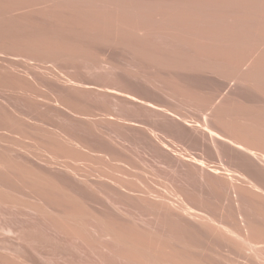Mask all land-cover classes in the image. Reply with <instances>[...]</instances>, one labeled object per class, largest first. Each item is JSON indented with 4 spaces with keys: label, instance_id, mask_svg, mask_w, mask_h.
<instances>
[{
    "label": "bare ground",
    "instance_id": "bare-ground-1",
    "mask_svg": "<svg viewBox=\"0 0 264 264\" xmlns=\"http://www.w3.org/2000/svg\"><path fill=\"white\" fill-rule=\"evenodd\" d=\"M33 5H35V6L39 5L41 9L38 10L39 6L38 7L36 6L37 8L35 7L36 8L35 9L33 7ZM63 14H67V17L69 16V17L73 18V20H74V18H76L75 20L78 19V21L80 23H81V21L79 19H81V20L83 19L82 20L83 25H81L82 23L80 24L81 27H87V25H88L87 22H86L87 24L84 23L85 22L84 20L89 21V23H92V26L90 27L91 24H89L87 28H83L84 30H82V29H80L81 28L80 25L76 24V28H75V25L73 23H71L72 20L69 21L70 19H68L67 17H66L67 19L66 18L65 19L68 20L69 24L71 23L70 25H74L73 27L72 26L69 27L70 25L67 26L66 24H64L67 22L63 23V21H62L63 25L59 24L57 22L58 20L63 19L65 21L64 17L61 18V16ZM30 18H31V20H30ZM34 18L35 19L38 18L36 20H39V22L44 20L43 24L42 25H40V23L37 24L38 21H36V23H34L33 22ZM40 19H42V20H40ZM51 19L52 20L56 19L57 21L56 20H54V21H56L59 25L55 24V26H54L53 21H52L53 23L52 22L50 23ZM75 20L73 22H75ZM45 21L46 22L49 21V22H47V24H44V23H46ZM79 22H76V23H79ZM93 23L95 25L97 23V26H95ZM84 24H86V26ZM78 26L80 28H78ZM93 26H95V27H93ZM0 32H1L0 37L2 36L1 39H3L5 37V39L7 40L8 37H11L12 40H11V42L9 40V42L12 44H13V41L18 42L16 40H13V39H17L14 36H18V35L21 36L22 35V39H21L22 42L19 39L20 46L22 45L21 43H24V41H26V39H24V41H23L24 34L25 35H30V34L35 35V37H34L35 39L31 36L35 42V45H32L33 48H34V46H37L36 42L38 40L36 38V35H41V37H44V38L46 37V35L48 38L50 35H53V37H54V35H57L58 39L59 38L61 39V37L63 35H65L64 37H66V35H67V39L65 38L67 41L69 39L68 36H71L70 38H72V36L73 37L75 36L77 41H78V38L81 37V38H83L82 42H85L86 38H87L88 39L87 43L89 41L90 45L92 44L95 49L99 47L100 50L102 51L101 52L102 55H105V53H103V51H105L106 49L108 51L109 50H111V51L112 50H114V51L118 50L119 53L122 52L126 56V58L121 57L123 55L122 54V55H120V59L125 60L126 65L123 63L124 66H120L122 64L121 60H120V63H117L118 61L116 62V60L113 61L114 59H112V56H113L112 54H114V52L112 51L111 52L112 54H111V53H108L107 50L105 52L110 54V55H108V54L107 55H108V57L111 56L110 57L111 60L107 61L104 58L105 60L103 62L107 61L108 63H110L109 66L107 65V62H105L106 64L104 63L105 64L104 66H102L100 63H99V65H101L103 67V69H101V70H106V69L108 70V68L111 67V65L113 67L115 66L116 67L115 71H112L110 74L116 76V78L118 77V78L122 79L123 82L125 81L126 83L124 82V85H122V86H124V88H122V86L120 88L119 85H121V84L118 85V88L115 87V85H117L115 83H120L119 79H118L119 82H117V79L114 81V83L111 82V84H113V85L115 84L114 85L115 88H113V85H112V88H110V86H109L110 81H108V80H109V77H111V75L110 74L106 75L108 73V71L106 74L103 71L105 74L104 75V74H102L103 72L100 73L101 70L98 69V71H100V72H98V74L97 73L96 74L98 75L99 78L102 75H104V77L105 76L108 77V80L105 78V81H102L103 80V76H102V80H101V78H100V80H101L102 84L105 85V88H106L105 90L107 91V94L110 96L112 95V97H111V98H113L112 102L115 100V103L116 102L119 104L123 103V104L127 105V107L130 105V106H139V109L144 108L145 109L144 111L148 110L147 112H150L152 115L157 117L158 122L156 123L154 121L155 126L153 124L154 127L152 126V128L150 127L149 129L148 128L143 129L141 127L143 129V130H141L142 133L139 130L140 128L138 129L141 134H140V137L138 139V144L135 145L136 151H135V149H133L132 144L130 145L129 143L127 146L130 145L129 147H132V149H130L128 147H124L126 145L125 141H127L124 139L125 138L124 137L123 139L125 141H122V143L124 142L123 145L124 144L125 145L123 147L121 145H119V147L123 148V149H121L120 152H121L122 156L126 155L124 157V158H126L128 156V154H130L131 152L133 153V151H135L134 154H136L140 158V157H142L141 156L142 154H145L147 152L149 153L151 151L150 154L152 155V153H153L152 157L154 156L155 161L160 165L159 166L160 169L162 167L166 171H170L173 173V174H169L170 172L165 171L166 175H167V173L169 174L167 177L172 176L170 179L169 178L164 179V180L162 179L163 181L167 180L165 182V184L168 182L166 185L164 184L166 186V189L162 190L161 188H163V187L160 188L159 185H158L159 186L158 187L157 185L154 184L155 186H157L158 188L161 189V190L159 189V191H157L158 189L156 187H154V185H153L154 189L152 187L153 190L151 188H147L148 182H145V180H143L144 181L143 182L142 179H139V178H141V176H142V178H144V175H145V174L140 175V174H143V173H140V171H139L140 174H138L137 172L134 173L136 175L135 179H134V177L133 178H131V177L123 178L125 180L131 178L132 180L131 179H129V180H131V181L135 180V182H136V180L137 181L139 180L142 182V184L140 182V185H139V181L137 182L139 186H141V185L143 186V183H144V185H147V186H143V187L141 186L142 190L139 189L140 187L138 189H136L138 187L137 184L134 185L135 187L136 186L137 187L134 188L133 190H131L132 187L129 190L126 189L129 192L132 191V193H128V195L131 194V196H128L124 193L126 191L124 186L127 184L126 183L127 181L125 182L124 180H121V177H124L126 172H127V175L130 173V172L128 173V169L126 170V172L124 171L125 168H123V165H125L124 167L127 166L125 164V161H123L124 158L119 153L120 154L119 156H121L123 158L122 161L124 163L122 165L121 163L117 162L118 163L117 166L119 168V164H121L122 167L121 166L120 167L123 169H121V168H119V169L123 170L125 172V174L117 175V173L119 174V172H117V169H116L117 167L113 171L109 170V168L112 169L115 166L114 165L112 166V163H111V165L108 163H110L112 159L118 160L119 156L117 158H115V157L111 158L110 161H108L110 159V157H108V156L105 157V159L108 158V160L107 159L105 160V161H107L105 164H108L107 166H110V167L109 168L107 167V169H108L107 171H106V169L103 168L105 170L104 171L105 173L102 175L107 174V176H108V173H109L110 178L113 177L114 175H116V177L114 179H116L117 176H119L120 178L118 177L119 179L118 178L117 179L120 180L119 183L120 182L121 183H120V185L119 184L118 185L123 186L122 189H124L125 191L122 190V192H121V190H120V192H119L120 194L117 193V195H121L122 198H124L125 196L126 197L128 196L127 198L129 199V202L131 201L132 196L134 198H136V200H134V202L133 201L130 202V204L131 203L133 204L131 206H135V204H137V200H138L139 201L138 204L141 203L144 205L143 208L145 206H146V208L148 207L150 210L149 209L144 210L145 208L143 210L147 213L145 215L146 218L149 215L152 217L153 223L151 222L152 220H150V216H149L148 220H150L149 222H151V223L147 222L148 220L146 218L145 219L147 221L144 219V215H143V217L141 216V214H143V213H141V212H143L142 210L140 212L141 213L140 215H138L139 213L137 214V212H138L137 209H140V208H138L140 205L139 206L137 205V207L136 206L134 207V209L137 210V212H135V211L132 212L131 210L133 208L131 207V210H130V207L127 206L128 205L127 202H125V204H127V205L123 204L124 206H120L122 204L120 202H118L120 204L119 205L120 207L125 208V206H126L129 208V211L127 208H126L127 211H125L126 209L125 210L123 208L119 209V206H117L118 203L115 199V201L114 200L113 201L115 203H117L115 206H117L118 209L117 208H113V209H115V210L117 209L116 211H118L120 213L124 210L125 212H127L128 218H130L132 216L133 218H130L128 220H131L133 225L131 224L130 221L127 222L128 220H126V218H127L126 215L123 216V217H125V219L122 217V221H123V219H124V221L126 220L125 223L127 222L128 223L127 225H129V224L132 225L131 228H134V230L130 229V227H129L130 225L127 226L128 227V230H127V227H125L126 224L124 223V221L120 222V225H121V223L123 224L121 227H120V225L118 227H115L114 225L116 224V221L114 224V222L111 223L110 220H108V221H110L108 223L107 221L105 222V220H103L105 218L102 219L103 216H101V213H102V212L100 213L101 210L98 211L99 215H97V213H96L97 210L95 211L94 210L95 207L93 208L94 203L92 205H89V207H92L94 210V212H91L89 214V211L92 208L91 209L88 208L89 211H87L88 210L87 205L85 207V204L88 202L85 201L86 203L84 205L82 203L84 197L86 200L87 194H86V196H83V195H81V193L83 191H80L81 193L79 196L81 198L83 197V199L81 201L80 197H79V200L81 201L80 203H82L80 205L79 209L80 210H81V208L87 209V210L83 211V212L86 211L87 212V213L85 212L86 214L78 213L80 210L78 209L79 206H77V203H76L77 201L74 202V200H71L73 198H69V197L67 199L68 200L70 199V201H73L74 203H76V206H77V208H73V209H75L74 211L72 210L73 212H69L70 208L67 209L68 204L63 205V207L67 206L66 209L68 211L67 210L66 211L60 210L61 208L59 206H57V207H59L60 209L56 210L57 207L56 208L54 207L55 204L52 205L55 209H53L51 207L53 209V211L56 210L55 212L51 211L52 209L50 208V212L54 213V214H52V215H54V220L55 219L58 220L57 221L58 224L56 222V226L53 225L55 233H57V235H58V237L56 235L57 239L59 238V236L61 237V235H62V239H65V240L71 236L72 239L69 238V241H70V239L72 241L73 240V236H72L73 230L77 231L75 228H77L78 231L81 230L78 232V234L76 233L77 235L75 234L76 235L75 239L78 238L79 240L77 239V241H80L79 243L81 244V246H79L80 245L79 244L77 246V248L79 247L81 250V253H83L82 251L84 249H86L85 248L86 244L90 243V241H88L89 238H91V239H89V240H91V242H92V240H93V242H95V241L100 242L99 244L98 243L97 244L100 247L102 254H100L101 256L98 258V264H264V0H0ZM60 35H61V37H59ZM25 37H28V36H25ZM53 37H51V39ZM75 37L72 38L73 40L71 39V41L74 42ZM32 38H29L27 42L32 43L31 42L32 40L30 41V39H32ZM44 38H39V39H41L40 42ZM48 38H47V40L45 39L46 42L50 39V38L49 39ZM81 38H79V39H81ZM55 39H56V36H55ZM65 39H64V41H65ZM76 39H75V41H76ZM45 40H44V42H45ZM52 40H54V39H52ZM2 41L0 42L1 44H3ZM57 41L62 43V41H59V40H57ZM64 41H63V45H64V43H66ZM6 42L8 43V41H6ZM49 42H50V40H49ZM58 42H53L52 44H54V43L58 44ZM70 42L68 41V43H67L68 45L66 44L67 47L69 46V44H72ZM4 43H5V40H4ZM7 43H5V44L7 45ZM30 43L29 44L25 43L24 46L22 45L21 46V47H23L22 49L25 50V46L28 45V47H29ZM41 44H43V41ZM41 44H39V41H38V46H40ZM44 44L47 45V43H44ZM56 44H55V46H57ZM14 45H15V43H14ZM46 45H44V46L42 45V46L45 47ZM60 45H62V44H60ZM60 45L57 47L60 48V50L62 51L63 49H61ZM78 45H81V43ZM90 45L88 43V46H90ZM95 45H97V47H95ZM8 46L5 47V45H4L3 47L8 49ZM48 46L52 47L54 45H51V46L48 45ZM88 46H87V48H88ZM101 46L103 48H105V50L101 49L102 48ZM3 47L0 46V49L1 48L4 49ZM14 47H18L17 51L18 50L20 51V49H21V47H19L17 43H16V46H14ZM57 47L52 48V50L54 51L55 48H57ZM30 48H31V46L28 48V50L27 49L25 50L26 52L29 51V54L31 52ZM46 48H48V47H46ZM68 48L66 50V53L68 51ZM70 48H72V47H70ZM82 48H84V47H81V48L79 47V49H82ZM94 48L93 49L91 48V49L94 50V52H95L94 55H96L97 50H95ZM34 49H33V52L36 53L38 50H35L36 51L35 52ZM36 49H39V47ZM41 49H40V51H41ZM45 49H42V51L45 52L46 51ZM49 49H51V48H49ZM49 49H47V50H49ZM91 49L89 48V50H91ZM5 50H3V53H5L4 52ZM9 50L10 49H8V51ZM12 50L15 51V53H17L16 49H12ZM12 50H10V51H12ZM58 50L59 49H57V52H58ZM71 50H73V54H74L75 53L74 49H71ZM118 51H117V53L115 52L116 54H114L115 56H113V57L118 58L116 56V55L119 56ZM21 52H22V50H21ZM33 52H31V54ZM41 52H39V53L41 54ZM54 52H52V53L54 54ZM63 52L65 53V49H64V51H62V53ZM77 52H78V50L76 51V54L78 56V53L81 51H79L78 53ZM83 52H85V50H83ZM89 52H91V51H89ZM3 53H0V55ZM24 53H23V55H21V57L24 56ZM45 53H47V51ZM52 53H50V54H52ZM86 53H88L87 50H86ZM91 53H93V52H91ZM29 54H27V55L25 54L26 57ZM48 54H49V52H48ZM59 54H61V53H58V56L60 57ZM63 54H62V56H65ZM68 54H70V52ZM68 54H66V55H68ZM73 54L72 55L70 54L68 56L69 59L70 58L72 59V57L75 56ZM81 54L82 53H80V57H81ZM88 54H90V53H88ZM42 55H40V57L44 58L45 54L43 56ZM52 55H50V57L47 55V58L45 57V59L48 60V57H49L51 62H53L54 57L52 58L51 57ZM56 55H57V53H56ZM97 55L99 57L100 53ZM102 55H100V58H97L96 56H94V58H97L99 60L101 59L100 62H102V59H103V58H101ZM3 56H4V54H3ZM5 56H6V54H5ZM8 56L11 57V55H8ZM12 56H14V55H12ZM18 56H19V54H18ZM53 56H55V54ZM70 56H72V57H70ZM26 57L25 56L23 57L24 60ZM40 57H37V59H39ZM88 57L90 58L91 56H87V59H88ZM104 57H106V56H104ZM108 57H107V59H108ZM30 58L33 59L34 55H33V58H32V56ZM42 58H40V59L42 60ZM73 58H76V57H73ZM35 59H36V57L34 58V60ZM60 59L63 60L65 58H60ZM60 59H58V60H60ZM78 59H79V57H78ZM80 59H82V58H80ZM87 59H86V62L90 61L89 59L88 60ZM2 60H3V58H2ZM4 60H6V59H4ZM7 60H10V58ZM27 60H29V57ZM54 60L56 61L57 58L55 57ZM66 60H68V59L66 58ZM66 60H64L65 63H66ZM82 60H79V61H82ZM96 60H95V63H96L95 67H96V65H98ZM16 61H14V62H16ZM75 61L76 62L78 61L77 58H76V60H74V62ZM83 61L85 63V60H83ZM126 61H127V63H126ZM27 62H30V61H27ZM31 62H30V64H31ZM58 62H60V61H58ZM90 62H92V59ZM93 62H94V60H93ZM0 63H1V60H0ZM2 63H5V62H2ZM6 63L10 64V63H8V61ZM41 63H39V64H41ZM44 63H45V61H44ZM65 63H63V64H65ZM73 63L71 64V66H69L70 70H71L72 65L74 68ZM79 63L80 62H78V64ZM19 64H21V62H19ZM33 64L34 63H32V65ZM53 64L57 65V63H53ZM78 64H75V65H77L76 71L78 70V67L81 65V64L80 65H78ZM87 64H88V62H87ZM91 64H89L90 69H91ZM21 65L25 66V64H21ZM27 65H28V63H27ZM59 65H61V64H59ZM65 65H62V66H65ZM82 65L84 66V64H82ZM86 65H85V67H86ZM106 65L108 67H106V69H104V67ZM0 66H1V64H0ZM49 66L50 65H48V67ZM51 66H53V65H51ZM66 66H65V68H68ZM25 67H27V66H25ZM60 67H58V65H57V68H60ZM85 67H82V69L83 68L85 69ZM113 67L111 69H113ZM4 68H5V66H4ZM12 68L15 69V67H12ZM16 68H18V67H16ZM32 68H34V67H32ZM41 68H45V67H41ZM73 68H72V70H73ZM1 69L2 68L0 67V70ZM7 69L9 70L11 68L6 67L5 70H7ZM27 69L29 70L27 73H29V75H31L32 74V72H30L31 69L30 68H27ZM51 69H52V67H51ZM53 69H54V67H53ZM111 69H110V71H111ZM117 69L119 71H117ZM17 70H19V69H17ZM46 70H47V68H46ZM68 70H69V68H68ZM72 70H71V72H73ZM88 70H87V72H88ZM91 70H93V69H91ZM94 70H96V69H94ZM9 71L7 72V74L9 73ZM40 71H42V70H40ZM51 71L53 72V75H55L54 72H56V70L54 69ZM24 72H26V71H24ZM52 72H50V73H52ZM92 72L95 73L97 71H92ZM11 73H13V75H14L13 71H11ZM46 73H47V71H46ZM82 73H83V71H82ZM99 73L102 75L100 76ZM2 74L5 75L6 72H5V74L1 72L0 76H2ZM18 74L15 72L16 76ZM34 74H35V72H34ZM42 74H44L43 71H42ZM47 74H46V76H47ZM57 74H59V73H57ZM60 74H63V73L61 72ZM77 74H79V73H77ZM81 74L79 75V77L83 76V75L81 76ZM83 74L86 75L87 73L84 72ZM29 75H27V76L25 75V77H30ZM35 75H38V74H35ZM35 75H33V76L36 77ZM67 75L69 76V74H67ZM67 75H65V76L67 77ZM70 75L72 77L71 73H70ZM94 75L92 74L89 77L94 76ZM9 76L11 77L12 75H10V73H9ZM44 76H45V74L43 75V77ZM62 76L63 75H61V77ZM86 76L84 77L85 79H87ZM18 77H19V75H18ZM25 77H24L22 83H18L20 86H21V84L23 85V82H24V84H26L27 81L25 79L28 80V78H25ZM38 77H39V75L37 76V78ZM47 77L48 78L50 77L51 79L54 80V78H52L50 75ZM73 77H72V79H78V78H76L78 76H76L75 78H73ZM0 78H2V77H0ZM4 78L5 77L3 76V79ZM12 78H14V77L12 76ZM48 78H46V81H48ZM93 78H95V77H93ZM93 78L87 79V81L85 79L84 80L86 82L91 80V82H92ZM99 78L97 80H99ZM7 79L5 78L4 80L7 81ZM15 79L13 80L15 82H17V80H19V79H16V80ZM21 79H22V77H21ZM39 79H37V81L40 82ZM61 79H63V78H61ZM81 79L82 78H80V80ZM112 79H114V77H112ZM4 80L1 79L0 81H4ZM11 80L12 79L10 78V83H11ZM44 80H42V81H44ZM57 80H58L57 82H60L59 79H57ZM100 80H99V82H100ZM106 80L109 82V84ZM6 81H4V85H5ZM32 81L33 82H30V83L34 84L35 80L33 79ZM46 81H44V82H46ZM72 81L70 80V82H72ZM111 81H113V80H111ZM48 82H51V84H52V82H55V81H48ZM63 82H64V80H63ZM63 82H62L61 86L64 84ZM99 82L97 81V83H95V84H99ZM103 82H107L108 85L104 84ZM123 82H121V83H123ZM66 83L64 85H67ZM12 84L13 83H11L9 85L7 84L6 86L12 87L11 86ZM15 84H17V83H15ZM42 84L45 86L44 83H42ZM57 84H59V83H57ZM68 84H70V83H68ZM102 84H100V85H102ZM19 85H17V86L14 85V86L17 88ZM30 85H28V86H30ZM35 85L37 87H39L38 83L36 84V82H35ZM88 85H89V87L92 86V90L97 88V86H95V85H90V82ZM103 85L101 86V88H97V92H94L96 89L94 91H91V92L92 93L94 92V94L95 93L98 94L99 90H103L102 89ZM0 86H2V84H0ZM48 86H49V84H48ZM50 86H53V84ZM57 86L59 87V85H57ZM57 86H56V88H55V86H53V89H55V91L54 90L53 91L56 93L58 92V91H56V89L58 90ZM67 86L72 87L73 84H72V86H69V85H67ZM67 86H63V88L62 87H60V88H62L64 90V89H66L65 87H67ZM79 86H82V85L79 84ZM79 86H78V89H79ZM85 86H87V85L85 84ZM93 86H95L94 89H93ZM106 86H108L109 88ZM22 87L25 88L24 85ZM33 87H35V86H33ZM33 87H30V88H32V90H33ZM89 87H86V89ZM19 88L16 89V91L19 90ZM74 88H76V86H74ZM83 88H82V93L84 92L83 90L85 89V88L84 89ZM7 89L8 88L6 87V89H4V90L8 91ZM38 89H37L38 92L42 91L41 93H45V92H43L44 89H42V90L41 89L38 90ZM68 89L69 88H67L66 91L70 92V90H72L71 88H70V90H68ZM80 89H79V92L81 91ZM4 90H3V92H4ZM10 90H11V88H10ZM26 90L30 91L29 88ZM47 90H50V89H47ZM75 90H77V88L72 90L71 92L73 93V91H75ZM105 90H104V92H106ZM6 91L4 92L6 94L5 96L9 95L8 92L6 93ZM64 91L61 92L60 94L64 93L63 95L67 96L68 93L66 94ZM11 92L13 94L12 90H11ZM47 92H50L48 94H51V91H47ZM85 92H86V90H85ZM22 93H24V92H22ZM27 93L29 94V92H27ZM27 93H26V95L28 96ZM31 93L33 94V92H31ZM35 93H36V91H35ZM56 93H54V94H56ZM77 93H75L74 95H76ZM103 93H99V94H101V96H102ZM0 94H2V93L0 92ZM54 94L52 92L51 98L54 99V101H56L57 98L54 96ZM71 94H69V95L71 96ZM79 94H77L76 97L78 96V98H79V96H80ZM89 94L91 95L90 92H89ZM97 94H95V95H97ZM107 94L105 93L102 96V98ZM13 95L16 96V94H13ZM22 95H24V94H22ZM41 95H43V94H41ZM69 95H68V97H69ZM74 95H73V97L76 98ZM85 95H87V94H85ZM2 96H4V95H2ZM2 96H0V97L2 98ZM27 96H24V97H27ZM39 96H38V99L40 98ZM52 96H54V98ZM60 96H62V95H59V93H58L57 97L61 98ZM82 96H83V94H82ZM7 97H9V96H7ZM21 97H23V96H21ZM16 98H18V95ZM20 98H18V100L16 102L19 103V100H21V102H22L23 98L22 99H20ZM31 98H29V99H31ZM55 98H56V100H55ZM80 98H84V97H80ZM85 98H88V95H87V97L85 96ZM89 98H90V96H89ZM96 98L94 96V98L93 97L90 98L89 102L88 101H86V102L89 104L91 103V105H92L93 102H90V101H92V99L94 101V99H96ZM11 99H13L12 95H11L10 101H11ZM25 99H23V100H25ZM33 99H35V98H33ZM41 99H43V98L41 97L39 99V101ZM63 99L62 100L59 99V100H61L60 102H62ZM65 99H67V98H65ZM103 99H101L102 101H100V102H98L99 100L97 99V102L99 103V105L104 103L103 106H106ZM27 100H25L26 102L24 101V103H27L29 101V100L28 101ZM37 100H35V101H37ZM59 100H57V101H59ZM81 100H83V99H81ZM85 100H87V99H85ZM105 100H107V99H105ZM2 101H0V104L1 103L5 104V106H4L5 108H4V112H3V113H5V110L7 108V103H6L7 101L6 102L5 101L2 102ZM10 101H8V102L11 104L12 102H10ZM32 101H31L32 104L35 103L34 100H32ZM42 101L43 100H41V102ZM45 101H48V100L46 99ZM71 101H73V100H71ZM71 101H67V102L71 103ZM74 101H75V99H74ZM78 101L79 100H77L76 102H78ZM29 102L27 104H29ZM112 102H111V105H112ZM48 103H50V101H48ZM54 103L51 102L50 105L54 107ZM64 103H65V101L63 102V104L61 103L60 106H63ZM78 103H80V101ZM83 103H84V101L82 102V104L80 103V105H83ZM87 103H84V104L86 105ZM117 103H116V105H117ZM17 104L15 103L14 106H16ZM22 104H23V102H22ZM48 105H47V107H48ZM65 105H67V103H65ZM72 105H74V104H72ZM107 105H109L108 102H107ZM125 105L123 107L121 106V107H117V108L118 109L119 108H123V109L126 108L127 109V107H125ZM9 106L10 105L8 104V107ZM21 106L22 105L20 104V107ZM51 106L49 108H51ZM100 106H99V110H100ZM186 106L189 107L190 109L189 108L185 109ZM11 107L12 106H10V108H8V109H11ZM20 107H19V110L22 109V108L20 109ZM24 107L25 106H23V108ZM29 107L27 106L26 108L30 109ZM35 107L37 109V107L40 108L41 106L36 105ZM75 107H76V109L78 107H80L77 110H82L85 108L84 106H83L84 108H82V106H79V105L78 106L75 105ZM113 107H114V109H116L115 108L116 106H114V104H113ZM31 108L34 109L33 106ZM49 108H47V109L49 110ZM59 108H61V107H58L57 109L61 110ZM107 108H108V106H107ZM107 108H106V110H108ZM111 108H112V106H111ZM8 109L6 111H8ZM15 109H17V108H15ZM15 109H14V111H15ZM28 109H27V112H28ZM57 109H56V112H57V114H59V112H61V111L58 112ZM62 109H64V108H62ZM65 109L68 110L67 107ZM89 109L90 110H88V111L90 112L92 108H89ZM94 109L95 108H93V110ZM103 109L105 112L106 111L105 107L101 108V110H103ZM19 110H17V112L20 113ZM23 110L24 109H22V111ZM53 110H55V109H53ZM128 110L131 111V109H128ZM138 110L135 114H137L139 112ZM142 110L140 109V112ZM37 111H38V109H37ZM68 111H70V110H68ZM83 111L88 112L87 109L83 110ZM98 111H96V112H98ZM110 111H113V110L111 109ZM130 111H128V112L130 113ZM132 111H133V109H132ZM208 111H209V115L205 116V115H207L205 112L208 113ZM9 112L12 113L11 110ZM9 112L5 113V115L2 113V117L0 115V117H1L0 119L4 118V116H6V114L8 115ZM15 112H13V113H15ZM24 112H25V110H24ZM77 112H79V111H77ZM84 112H83V114H84ZM126 112H124V115ZM13 113H12V115H13ZM70 113H72V112H70ZM120 113L123 114V111L121 112V110H120ZM15 114H14V116H17ZM24 114H27V113H24ZM61 114H62L61 116L63 117L64 114L63 113H61ZM77 114H75V116ZM83 114L81 113L80 115L79 114L78 115L82 116ZM107 114H109V111H107ZM133 114H134V112H133ZM9 115H11V114L9 113ZM9 115H8V117H5V119L9 118ZM12 115L10 116V120L15 118ZM19 115H18V117H19ZM85 115H86V113H85ZM90 115H91V113H90ZM97 115L98 114H96V117H97ZM116 115H117V113H116ZM22 116H24V115L22 114ZM25 116H26L25 117L26 119L25 118L24 119L29 120L30 117L28 118L27 117L28 115H25ZM37 116H39V115H37ZM119 116L117 115V117H119ZM137 116L138 117L140 116V118H141L140 114L139 115L137 114ZM11 117H12V119H11ZM18 117H16L14 119V121L16 119H19ZM68 117L70 119V116H68ZM87 117H89V116L87 115ZM87 117L85 116V118H87ZM96 117H94V118H96ZM99 117L101 118V115ZM102 117H103V115H102ZM133 117L135 118L136 115H134ZM142 117H143V115H142ZM146 117H148V116H146ZM5 119H3V120H5ZM37 119L38 118H36V120ZM60 119L61 120L58 123L61 126L62 118H60ZM65 119H66V117L63 118V120H65ZM91 119L93 120L92 117H91ZM108 119H110V118H108ZM115 119H117V118H115ZM130 119H131V116H130ZM21 120L22 119L20 117L19 121H21ZM25 120H23L24 122L21 121L24 123V126L26 123ZM36 120L34 122H38ZM92 120H90V121H92ZM103 120L106 121L105 119H103ZM110 120H112V119H110ZM145 120L146 119H144V122L142 120L141 121L145 124ZM7 121H9V119ZM29 121H31V120H29ZM42 121L44 122V120H42ZM70 121H72V122H70ZM73 121H76V120H73V118H72V120H69L67 122L74 123ZM77 121L81 122L78 120V118H77ZM87 121H89L88 118H87ZM90 121L88 123H90ZM97 121H98V119H97ZM99 121H101V120L99 119ZM116 121L117 120H115V121L113 120L112 122H116ZM11 122L13 123V120ZM56 122H57V120H56ZM56 122L54 121L55 125H56ZM63 122H66V121H63ZM83 122H84V120H82V123ZM85 122H86V120H85ZM108 122L110 123V121H108ZM148 122H147V124H148ZM23 123H21V124H23ZM39 123H41V122H38V124ZM46 123H47V121H46ZM69 123H67V124H69ZM95 123H96V119H95ZM95 123L93 122V123H91V125L92 124L95 125ZM117 123H118V121H117ZM117 123L115 124V126H117V129L119 131L118 125H121V124L123 125L124 122L120 123V121H119L120 124L118 123V125H117ZM127 123H129V122H127ZM131 123H133V121ZM9 124H11V123H9ZM15 124H17V122ZM15 124H14V126H15ZM18 124H20V123H18ZM28 124L30 126V123H28ZM31 124L33 125V123H31ZM67 124H65V125H67ZM74 124L76 125L77 122ZM80 124L78 125L79 126V128H77L78 130L80 128H84L86 130V127H88L86 124H83L86 127H82V126H80ZM98 124L103 125V127L105 125L102 123L100 124V122ZM112 124H114V123H112ZM137 124L138 123H136V125ZM151 124H150V126H151ZM34 125H36V124H34ZM58 125H56L57 128H55V127L54 128L58 129ZM65 125H62L61 128L66 127ZM69 125H71V126H68V127L74 126L73 124H69ZM91 125H90V127L93 126L94 128L97 126V125H95V126L94 125L91 126ZM134 125L135 124H133L132 126L134 127ZM12 126L10 128H13ZM17 126H19V129H20L21 125H16V127ZM41 126H43V125H41ZM144 126L147 127V125H144ZM22 127H23V125H22ZM110 127H112V125H110ZM133 127H129V128L132 129ZM136 127H135V129H137ZM26 128H27V126H25L24 129H26ZM92 128H90V129L94 130ZM97 128H98V126H97ZM97 128H95V129H97ZM107 128H108V126H107ZM123 128H124V125H123ZM19 129H15V131L17 133V130H18V134L20 133V136H22L21 134H23V132H21L22 130L19 131ZM29 129H27V130L30 132L31 130H29ZM34 129H36V128H34ZM34 129H32V131ZM38 129H40V128H38ZM65 129H62L63 133L65 132V131H63ZM70 129H72L73 131L76 130L75 128L74 129L70 128ZM84 129H82V130H84ZM100 129L101 128H99V130ZM117 129L114 128L112 134H114V132H116L115 130H117ZM125 129H126V127H125ZM43 130H44V128H43ZM48 130L52 131V129H49V128H48ZM69 130H67L66 132H68ZM102 130H103V128H102ZM102 130H100V131H102ZM109 130H110V128L108 129V131ZM111 130H112V128H111ZM128 130H127L126 134H124V136H126V138H127ZM15 131H13V132H15ZM54 131L56 132L55 135L58 134V136L61 137L62 133L59 135V133L56 130H54ZM54 131H52V132H54ZM96 131H98V129ZM100 131H98V132L100 133ZM121 131L122 130H120L119 133H117V135L120 134ZM33 132H35L34 135L39 134V133H36L37 131H33ZM38 132H40V130ZM41 132H43V131H41ZM80 132L83 133V135H84L83 131H80ZM80 132H78V133L80 134ZM105 132H106V134H108V133L110 134V132H107V130L104 131V133ZM30 133H32V132H30ZM47 133H48V131H47ZM47 133H45V132L43 134L40 133L39 134L40 137L39 136H37V137L41 139V137H42L41 134L42 135L45 134L44 135L45 137L49 136ZM68 133H69V135L66 134L67 137L64 136L67 139L71 135L70 132H68ZM73 133L76 134L77 132H75V131L72 132V135H73ZM124 133H125V131H124ZM24 134H25V132H24ZM24 134H23V136L25 137ZM49 134H50V132H49ZM91 134L92 135H90V136H94L93 139L95 138V135H97L95 133H94L95 135H93V133H91ZM100 134L103 135V136H101L102 139L105 136L104 137V140H105L106 135H104L103 132H101ZM112 134H110V135H112ZM88 135L89 134H87V136ZM135 135H134V137H135ZM28 136L29 137L31 136L30 138H32V139H34V138L37 139V137L33 136V133H32V135H29V133H28ZM50 136L53 137L54 134L51 133ZM58 136H54L53 138H56V140H57V139H59ZM74 136H76V135H74ZM81 136H82V134L79 135V138ZM130 136L131 135H129V137ZM8 137H10L9 134H8ZM8 137H7V139L5 138L3 140H2V137H0L1 138L0 143H2V141H4V140L5 141L8 140ZM13 137H14V135H13ZM16 137H17V135H16ZM107 137L110 138L108 142H110V141L112 142L115 139V137L112 139L111 138L112 136L111 137L107 136ZM118 137L119 136H117V139H115L114 141L118 140ZM48 138H46V140ZM77 138H74V139L71 138V139H73L72 141H74V140L76 141ZM79 138H78V140H79ZM90 138L88 137V141L90 140ZM96 138H100V137H96ZM9 139H11V142H12L14 138L13 139L9 138ZM17 139L15 140V142H17V144H20V143H22L23 145L25 144V142H23V141L19 142L20 139H18V141H17ZM21 139L28 141V139H25V138H21ZM51 139L52 138L50 137L49 140H51ZM60 139H62V142H63V140L65 141V138H63V135H62V138H60ZM60 139H59V141H61ZM67 139H66V141H67ZM46 140H44V141H46ZM53 140H55V139H53ZM56 140H55V143H56ZM68 140L71 142L70 139H68ZM86 140H84V141L86 142ZM100 140H101V138H100ZM100 140H99V142H100ZM132 140L135 141L136 139H132ZM47 141H46L47 145L48 144L50 145L51 144L50 141L49 142H47ZM80 141H81V138H80L78 144H76L74 142H71V144L74 143L73 145L76 144V145L80 146ZM84 141H81L82 145H83ZM91 141L87 142L86 145L91 143ZM94 141H96V143H94V144L91 143V145H93V146L95 145L94 147H96V149H97V147H98V149H100L99 146H101L102 144H100V145H99V143L97 144L98 140H94ZM38 142H39L38 144L41 147H42V145L43 146L45 145L44 148L47 147V145L43 142V140H40ZM40 142H43V144H41ZM57 142H58V140H57ZM70 142H68V144ZM102 142H103V140H102ZM111 142H110V145H112ZM127 142H129V140ZM10 143H7L8 146L6 148L9 147ZM14 143L11 145L16 146V145H14ZM119 143H121V142L118 141V144ZM30 144L33 146L34 143L33 144L30 143ZM64 144H65V142H64ZM64 144H63V146H64ZM71 144L68 145L69 148L71 147L69 149V151L71 149L75 150L74 147L70 146ZM96 144L98 146H96ZM106 144H107V141H106ZM2 145L4 146L6 144H2ZM23 145H21V146H23ZM26 145L28 146V143ZM31 145H29L28 147L32 148ZM34 145H37V142ZM56 145H57V143H56ZM56 145L54 144V146L56 148L59 146L58 149H56L57 151L55 149L49 148V147L54 148V146H48L46 149L47 150H49V149L53 150V153H54V151L59 152L58 150L61 148L60 143L58 144V146H56ZM66 145H67V143L65 144V148L68 147ZM110 145L108 144L109 149L106 148L107 151L108 150L111 151L110 147H112V150L114 148H117V146L115 147V146H110ZM114 145H116V144H114ZM137 145H139V147ZM21 146H18V148H17V149H20L19 151H21V148H22ZM25 146H23V147L26 148ZM89 146H90V144H89ZM93 146H91V148ZM104 146H103V148H104ZM0 147L6 149L5 147H2V146H0ZM34 147H35V149L39 148L40 151L42 150V149H40L41 147H39L38 145H37V147L36 146H34ZM84 147H86V149L88 148L85 145H84ZM10 148H8L9 149L8 151L10 154H12L11 152H13V151H11ZM65 148L61 149V150H64L65 152L64 151L59 152L60 155H58V156L62 155L61 157L63 158V155L65 156V153H67L66 154L67 156L69 154L71 156V153H70L71 151H73L75 153L77 151V150L76 151L71 150L70 152H68L65 150ZM17 149H16V151L19 154ZM79 149H78V151H83L84 154L86 153V151H85L86 149L85 150L83 148H82V150H79ZM117 149L120 150V148H117ZM117 149H116V151H117ZM22 150H23V148H22ZM31 150L33 151V149H31ZM47 150H46V152H47ZM92 150H94V148ZM0 151L2 152L1 149H0ZM40 151H38V152H40ZM89 151L87 150V152H89ZM104 151H105V148H104ZM113 151L116 152L115 150H113ZM113 151H111V154L113 153ZM5 152H4V154H5ZM21 152H20V154H21ZM33 152L32 153L30 152L31 156H32V154L34 156V154L36 153L35 150ZM48 152H51V151H48ZM73 152H72L73 155H77V153H79V152H77L76 154H74ZM14 153H15V155L17 154L16 152H14ZM23 153H26V152H24V150H23ZM44 153L41 152V155H44ZM53 153L51 152L50 154L55 155V153L54 154ZM62 153H64V154H62ZM97 153H99V152H96V153L94 152L93 154L96 155ZM7 154H8V152H7ZM20 154H19V157H20ZM36 154H37V157H38V155L40 157L39 153H36ZM36 154H35V156H36ZM48 154H47V158L49 157ZM84 154L81 153V155H83V156H84ZM93 154L91 152L90 155L92 156ZM111 154H108V155L111 156ZM134 154H132V156H134ZM15 155H12V156H15ZM27 155H29V154H27ZM45 155H46V153H45ZM52 155H50V156L52 157ZM79 155H77V157ZM86 155H85L86 159H87V161L89 160V162L92 158H94V156L92 158H90L91 156L88 155V153H86ZM100 155L101 154L99 153L98 156H100ZM117 155H118V151H117ZM4 156H6V158H7L6 154ZM8 156H11V155H8ZM58 156L56 154V157H58ZM67 156H65V157L67 158ZM70 156H68V157H70ZM88 156H90L89 159L87 158ZM98 156H95V158L97 159ZM132 156H130V157L132 158ZM148 156H150V155H148ZM148 156H145L146 157L145 158L146 163H143V162H145V161H142L143 159L141 160L143 164H148L147 166L150 165L149 161L150 160L152 161V159H153V158L149 159ZM2 157H3V155H2ZM2 157L0 160L1 161L0 162V169H2V171H0V172L5 173L8 171V169L10 167L7 166L9 164H7V162L5 160H3ZM19 157L17 156V157H14L13 159H15V158L18 159ZM43 157L44 156L41 157L42 164H43ZM71 157L73 159V156H71ZM130 157L126 158V159L129 158V161L126 160V163H128V164L131 161ZM147 157H148V159H147ZM10 158H12V157H10ZM22 158H19V159H22ZM66 158L62 159L63 162L65 161ZM98 158L100 161V158L102 159L103 156L98 157ZM120 158H119V160H120ZM134 158L135 157L132 158L134 164L130 162L131 164H133V166L136 163V161L134 162V160L137 159L138 157L135 159ZM139 158L137 161H140ZM142 158H144V156ZM16 159L14 161H16ZM26 159L28 160L29 156ZM32 159L34 160V158H32ZM38 159H40V158H37V160ZM60 159L61 158L59 157V160ZM72 159H71V161H72ZM76 159H78V158L74 157V159H73L76 162V163L74 162L75 164L74 163L72 164L73 161L69 162L70 159L65 164L69 163L68 164L69 166H72L73 168L75 167L74 170L75 169H81V167H82L81 164H80L81 167L80 166H78L79 168L76 167L77 165H79V164H77ZM79 159L82 161V159H85V157L84 158L79 157ZM94 159H92V161ZM30 160H31V157H30L28 162H30ZM33 160H32V162H33ZM147 160H149V161L147 162ZM7 161H9V160H7ZM11 161H13V160L11 159ZM20 161H19V163H17V162L14 163L15 165H13V167L14 166L19 167L18 165L20 164V167L24 168L23 166L26 165V167H25L26 169L24 168V171H26V170L29 171L30 170V165H28L29 163L26 164L25 162H23L24 163V165H23L22 161H24V160H20ZM38 161H40V160H38ZM38 161H36V162L38 163ZM47 161L53 162V159L52 158L50 159V157H49L47 159ZM99 161H98V163H99ZM32 162H31V166L35 165L34 163H36V162H34L33 164H32ZM85 162L84 163L81 162V163L88 165L87 162L86 163ZM103 162H104V160H103ZM103 162H101L100 163L101 165L99 164V166L103 167V165H102ZM112 162H113V164L116 163L114 161H112ZM140 162H138L141 165V166L139 165V167L143 168L145 166L143 169H146V165H144L142 167V163H140ZM156 162L153 161V163H155V165H156ZM45 163L47 164V162H45ZM54 163H56V162H53V164ZM153 163H151V164H153ZM46 164H45V166L47 168ZM59 164H62V162H60ZM91 164L92 163H90V166H91ZM131 164H130V166H132ZM94 165H95V163H94ZM11 166H12V164H11ZM51 166H52V163H51ZM99 166L95 167V169H97ZM135 166L138 167V165H135ZM151 166H154V165H151ZM156 166H154L153 168L154 169L158 168V165H156ZM27 167H29V169ZM33 167H31V170L28 172L29 176H31L30 174L33 171ZM39 167H41L42 170L45 169V167H42L41 164ZM84 167L83 168L85 170L86 166H84ZM127 167H129V166H127ZM134 167L132 169H134ZM41 168H40V170H41ZM50 168L51 167H49V169ZM57 168L58 167H56L54 170L57 171ZM92 168H94V167H92ZM140 168H139V170H141ZM11 169H13V168H11ZM36 169L37 168L35 167V170L33 171L34 173H35V171L38 170V169L37 170ZM68 169H69V167H68ZM119 169H118V171H120ZM149 169H146V171L147 170L149 171ZM154 169H151V170H154ZM15 170H18V169L16 168ZM15 170H11V172H13V174H15L14 173ZM40 170H38L39 174L36 172L37 176H40V172H41ZM74 170H72V172H69L68 170H65V171L70 173V175H73ZM81 170H78V171L81 172ZM84 170H82V171H84ZM97 170H98V172L99 171L102 172V170L99 168ZM129 170H131V169H129ZM90 171L88 170L87 172L89 173ZM93 171H95V170L93 169L91 171L92 175L98 174L97 172H96L97 174H95V172L93 174ZM108 171H111L112 173L113 172L114 173L117 172V173L116 174L113 173V175L111 174L112 175L111 176L110 172H108ZM123 171H122V173H123ZM154 171L156 173L161 171V173H162L164 170H162V169L158 170L157 169V171L156 170H154ZM154 171H152V172L155 173ZM18 172H16V173H18ZM23 172L20 171L19 173L24 178L26 176L25 175L26 172H25V174H22ZM42 172L44 175L48 174L50 177V174L46 173L47 172L46 169ZM61 172H63V171H61ZM80 172H78V175L81 174ZM91 172L89 173V175L91 174ZM141 172H143V171H141ZM165 172L162 173V175H164ZM4 173H3V175H4ZM7 173L10 175L9 171ZM50 173H53V169H52V172H50ZM86 173H84L85 175H83V176H86V179H88L87 177H89V176H87L88 173L87 174ZM156 173H155V175L158 174V173L157 174ZM35 174H33L31 176L32 179L36 177V176L33 177ZM43 174L41 175V177H39L40 179L37 177L38 178L37 182L32 180L31 183L35 182L34 183L35 189H34V187L33 188L30 187L31 184H28L29 185V187H28V185L26 183L25 184L23 183V181L28 179L27 178L28 175L26 176L27 179L24 178L25 180L22 181V184H24L25 186L27 185L26 187L29 189L28 190L29 192H32V193L35 192L36 193V190H38L36 187L38 182H40L39 184H41V182L46 181V179H47V181L50 180V182H51V177H50V179L45 178V176ZM54 174H57V173H54ZM59 174H60V172H59ZM61 174L63 175V174H65V172L61 173ZM67 174L64 175V177L68 176ZM134 174H132V175H134ZM152 174L149 173V176L152 177L153 176ZM160 174H158V176H155L154 178L152 177L153 181L156 177H159ZM18 175L19 174H15V175L11 174L12 177L16 176L17 178H18ZM23 175H25V176H23ZM48 175H46V176H48ZM62 175H59V176H61L60 178H64V177H62ZM78 175H76V176L78 177ZM137 175H139L140 177L138 176L139 178H137ZM51 176H53L52 179L58 177L57 175L55 177L53 174ZM147 176H145L146 180L149 178ZM5 177H6V173H5ZM71 177H73V176H70V178ZM90 177H92V176H90ZM97 177H98V175H97ZM102 177H104V176H101V179H102ZM163 177H161V178H163ZM2 178H3V176H2ZM2 178L0 177V189H6V188H8L6 186L10 185L8 183H12V182H8V183L6 182L5 183L4 180H6V179H2ZM7 178H9L8 175H7ZM21 178H20V180L19 179L18 180L21 181ZM74 178H75V176L73 177V181L75 182ZM92 178H94V177H92ZM161 178H157V179L159 181H161L160 180ZM41 179H44V180L39 181ZM79 179L80 178H76V180L80 181L79 184L87 183L89 179L91 180V178H89L87 181H85V179H84V181L81 182V180H79ZM104 179H105V177H104ZM11 180L12 179H10V181ZM35 180H36V178H35ZM56 180H57V178L55 179V181L52 180V182L53 181L56 182ZM70 180L71 181H69V182L73 183L72 178ZM93 180H91V181H93ZM95 180L93 182V185L95 183ZM148 180H150L149 183L152 182L151 179H148ZM7 181H9V179ZM15 181L16 180H14V182ZM30 181L31 180H29V182ZM59 181L57 182L58 185H59ZM66 181L68 182V180H66ZM78 181L75 182L76 187L78 185ZM109 181H111V180L109 179ZM122 181L125 182L126 184L124 183L125 185H123ZM163 181H161V182H163ZM62 182H65V180H63ZM107 182L108 181H106V182L104 181L105 184L109 183V182L108 183ZM158 182H157V184H161V182L160 183H158ZM53 183H51V184L52 185L56 184V183L55 184H53ZM90 183H92V182H89V184L87 183L86 187H89ZM96 183H95V185H96ZM100 183L101 182H98L99 185H100ZM129 183H130V181H128V184ZM13 184H12V186H13ZM22 184H21V186H22ZM47 184H48V182L46 183V185ZM51 184H50V186H51ZM105 184H103V188L101 187V185L100 186L98 185L99 187H97V185L96 186L90 185V186H93V189H94V187H97V188L101 187L103 190L99 189L100 192L102 193L100 195H103V192L105 194V192H107V190H108V189L106 190V188H105L106 191L104 190V187H107V186H105ZM112 184H115V183H112ZM18 185H20V183H18ZM18 185H16V186H18ZM44 185H45V183H42L41 187L43 189L44 188L45 189L50 188L48 185H47L48 187L44 186ZM66 185H68V184H66ZM66 185L62 184V186H66ZM118 185H116V186H118ZM164 185L162 184V186H164ZM21 186H19V187L21 188ZM62 186L60 185L59 187H62ZM70 186L71 185L69 184L68 188H70ZM129 186H132V185H129ZM149 186H150V184H149ZM13 187H15V186H13ZM41 187L39 186L38 188L41 189ZM55 187L51 186V188H54L53 189L54 191H55ZM80 187L78 188L79 190H81ZM86 187H84V188L82 187L86 191V193L88 191L91 192L93 190V189L88 190ZM112 187L114 188V185ZM112 187L110 186L109 188H112ZM27 188H25L24 191H26ZM58 188H56V190H57V191H55L56 194L52 195L51 198H54V196H55V198L58 199L61 196H64V198L62 197V199H64L65 203H66L65 198L67 196H70L73 193L75 194V191H76V193L78 191L77 188H76L77 190H75V187L73 188L71 186V188H73L75 191H73V189L70 188L72 191L69 190L70 194L66 196V193L68 194L69 191H68V188H66V190L68 192L63 191V189H64V187H63V189H62L63 192L60 191L61 192V194H59L60 196L56 197V195H58L57 192H59ZM119 188L120 187H118L117 189H111V190L112 191L117 190L116 192H118ZM59 189H61V188H59ZM20 190L22 193L23 192L22 189H20ZM31 190H34V191H31ZM47 190H45L46 194L51 191V189H50L48 192H46ZM97 190H95V192ZM0 191H3V190H0ZM39 191H40V194L36 193V196L38 194V195H40V196H38L40 198L41 192H43V191H42V189ZM3 192H5V191H3ZM55 192H53V193H55ZM95 192H94V190H93V192H91V193H93L92 194L93 196L96 194ZM35 193H33L34 198H35ZM50 193L48 194V196L50 195ZM63 193H64V195H62ZM84 193H82V194H84ZM111 193L112 192H110L108 194H111ZM8 194L7 193L3 194L2 192H0V203L2 205H5V204L11 205L14 203L13 206L15 207V205H17V204H15L16 203L15 201L17 200L16 198H14L15 195H13V197H12V194L11 195L10 194L8 195ZM26 194H30V193H26ZM117 195L112 194L111 197H109V198L112 199V196L113 197L115 196L114 198L117 197L120 199V197ZM23 196H25V195H23ZM30 196H31V194H30ZM72 196L74 198L76 197L74 195H72ZM88 196H89V194H88ZM103 196L106 197L107 194L103 195ZM11 197L14 198L15 201L10 199ZM27 197H29V195ZM38 197H36L35 199L38 200ZM91 197L92 196L90 195V199H93L96 196H94L92 198ZM43 198L45 199L46 197L43 196ZM43 198H41V199L43 200ZM51 198H49L50 203H48L50 205L52 204L51 203L52 200L55 201L54 199H51ZM99 198L101 199V197H99ZM122 198H121V201H122ZM22 199H21V201H22ZM41 199H39L40 204L42 201ZM46 199H47V201H46ZM46 199H45V202H49L48 197ZM62 199H61V202H62ZM105 199L107 200V202L109 201L112 205L115 204V203H113V201L111 202V199H107V197ZM124 199H126V198H124ZM87 200H88V198H87ZM93 200H90V201H93ZM96 200L97 199L95 198V200L93 202H95ZM104 200L103 201L101 200V201L104 202ZM57 201H60V199L56 200L55 202H57ZM70 201L67 203H69V207L71 206V209H72V207H74L75 204H73L74 205L73 206L72 204H70ZM101 201H99L100 204H101ZM42 202H44V201H42ZM73 202H71V203H73ZM109 202H108V204H109ZM17 203H18V200H17ZM96 203H98V202H96ZM23 204H24V202H23ZM61 204H59V205H61ZM103 204H105L107 206H111V204L108 205L106 203H102L101 205H103ZM2 205H0V206H2ZM18 205H19V203H18ZM105 205H103V206H105ZM19 206H23V208L26 207L25 205H21V203ZM83 206L85 208H83ZM107 206H105V207L107 208ZM27 207H28V205H27ZM105 207H103L104 210H105ZM111 207H110V209H112ZM40 208H42V207H40ZM44 208L47 210V208H49V207L47 205V208L46 207H44ZM96 208H97V206H96ZM101 208H102V206H101ZM101 208H97V209H101ZM18 209H21V208L19 207ZM18 209H16V210L18 211ZM108 209L106 210V212H108ZM48 210H47V212H49ZM93 210H91V211H93ZM120 210H122V211H120ZM25 211L27 212V210L24 209V213H25ZM45 211H43L41 213H44ZM110 211H113V210H110ZM124 211L120 216L119 215L118 216L121 217L125 213ZM130 211L132 213H129ZM10 212H11V215H13L12 212L14 213V211H10ZM20 212H21V210H20ZM106 212L103 211L104 214H106ZM29 213L30 212H28V214ZM55 213H56L57 217L55 216ZM108 213H110V212H108ZM134 213H136L139 217H135L136 214L133 216ZM15 214L17 217L18 214L16 212H15ZM110 214H108V215H110ZM9 215H10V213H9ZM24 215L26 217V214H24ZM32 215H33V217H35L34 214H32ZM129 215H131V216H129ZM85 216H87L86 218H88V219H86ZM25 217H23V218H25ZM45 217L50 218L52 216H50V217L45 216ZM104 217H106V216H104ZM116 217H115V219H116ZM119 217H117V219ZM13 218H14V216H13ZM27 218H30L32 221L31 217L28 216ZM109 218H107V219H109ZM111 218H113V217H111ZM16 219H17V224L15 223L14 226H18L23 222L25 223L24 219L22 222L20 221V219H22V217H20V219H18V218H16ZM30 219H28V220H30ZM60 219L64 220V222L70 223L69 225H71V226H69L65 223L61 224L63 221L59 224V221H61ZM18 220L21 223L18 224ZM37 220L39 223L36 222L35 223L36 225H31L32 223H34L33 221L32 222L30 221L31 224H29L26 221L28 223L29 227L31 225L29 230L32 229V227L35 228V230H38V229H36V227H34V226H37L38 224H40V220L39 219H37ZM42 220H41V222L45 225L46 222L44 223V221H42ZM50 220L52 222L53 219H50ZM54 220H53L52 224H55ZM119 220H121V219H119ZM47 222H50V221H47ZM27 223H26V226H27ZM44 225L41 224L40 229H41V226H43V228H45L48 224L45 225V227H44ZM20 226H23V225H20ZM48 226L50 228V224ZM74 226H75V228H74ZM53 227H51V228H53ZM3 228L6 230V233L8 232V233L12 234L13 231H15L16 227H14V229H13L9 225L8 227L5 226ZM3 228L1 227L2 230H3ZM17 228L21 229V227H17ZM23 228H25V226ZM37 228H39V227H37ZM43 228L41 230L43 232L48 230V228L47 229H43ZM40 229L37 232H35V235H36V233L38 234ZM22 230L25 233V230L24 229H22ZM22 230H16V231L20 232ZM54 230L52 231L51 235L54 233ZM130 230H132L133 232L134 231H136V232L132 233ZM23 231L21 234L18 232L20 234L19 236L23 237ZM50 231H51V229H50ZM27 232H28V230L26 231V233ZM31 232H34V231H31ZM16 233L17 232H14L13 234L15 235ZM39 234H38V236L41 237V235H39ZM44 234L46 235V232H44ZM28 235H31L30 232H28V234L25 236L26 239H27ZM32 235L34 236L35 240H37V239L39 240V241H37V243L39 242V244H40V241H42L40 239L44 238V235H42V237L40 239H39V237L36 239V236L34 235V233H32ZM33 236H29V237H33ZM46 236H48L47 238H49V234ZM46 236L44 238L45 239L44 241H47ZM54 236H55V234H54ZM29 237H28L29 242H26V243H28L26 245V250L28 248L27 247L28 245H30L32 243H33V245L36 244L34 242L35 240L30 243L31 238H29ZM64 237H67V238H64ZM34 238H32L31 240H33ZM95 238L96 239L98 238L100 241L96 240ZM18 239H19V237H18ZM52 239H54L53 241L55 242L56 238L52 237ZM52 239H49V240L52 241ZM60 240H61V238H60ZM24 241H27V240H24ZM24 241L22 239L21 243H24ZM51 241H48V243H50ZM66 241H68V240H66ZM77 241L75 240V242H77ZM54 242H53V246L55 244L56 247H59V246H57L59 243L56 244ZM62 242L63 241H61V244H62ZM93 242H92V245H93ZM96 242H95V245H93L94 248L96 246ZM21 243H20V245H21ZM43 244L45 245V242ZM61 244H59L60 245L59 248H61V247L65 248L66 244L64 243L65 246L64 245L61 246ZM69 244H72V243H69ZM40 245H42V243ZM44 245H42V246H44ZM34 246L36 247L37 245H34ZM71 246H72V249H74L73 247H75V246H73V245H71ZM18 247L21 248V246H18ZM48 247L49 246H47L46 248H48ZM56 247L55 248L52 247L53 249H55L54 253L57 251ZM0 248H1V246H0ZM7 248L5 246L6 250H7ZM10 248H12V247H10ZM20 248H18V250H20V253L18 252V257L22 253L24 254V252H26V251H24L25 250L24 245L22 248L24 250H21ZM38 248H39V246H38ZM96 248L94 249L95 251H97ZM16 249L17 248H15L14 250H16ZM40 249H39V251L42 250V249L41 250ZM48 249H50V248H48ZM61 249L58 250V254H62L61 252H63L64 250L66 252V249H63V251H61ZM67 249H69V248H67ZM2 250H3V248H2ZM6 250H5V252H6ZM10 250H12V249H10ZM10 250L8 249L7 253H9ZM52 250H50V251L53 252ZM75 250H77V249H75ZM21 251H22V253H21ZM30 251H32V250L30 249ZM69 251L71 252V250H69ZM5 252H4V254H5ZM28 252L29 251H27L25 254H27ZM49 252H48V254H49ZM75 252L76 251L71 252V253H73L71 255H74ZM7 253H6V255H7ZM11 253L15 254L17 252L15 251V253H14V251H12ZM85 253L83 255H85ZM89 253H91V252H89ZM89 253H88V255H89ZM10 254H8V255H10ZM33 254L36 255L37 253L33 252ZM39 254H40V252H39ZM79 254H80V251H79ZM93 254H90V255H93ZM15 255H17V254H15ZM42 255H44V254L42 253ZM55 255H56V253H55ZM86 255L84 257H86ZM90 255L88 256L89 258H90ZM39 256L41 257V255H39ZM74 256L76 257L77 254ZM79 256H81V254ZM5 257L6 256H4V258ZM12 257H13V255H12ZM12 257H9V258H12ZM15 257H17V256H15ZM15 257H14V259H15ZM22 257H23V255H22ZM67 257H68V255H67ZM95 257L93 259H95ZM7 258H6V260H7ZM19 258H21V256ZM25 258H26V255H25ZM29 258H31V257L29 256ZM23 259H24V257H23ZM23 259L21 258V260H23ZM78 259L75 258L74 261H76V260L79 261ZM10 260H8V262ZM16 260H17L16 263H19L18 262L19 259L17 258ZM16 260H14V261L11 260V261H13L15 263ZM35 260H36V258H35ZM39 260H40V262H38V263L41 264L42 263L41 258H39ZM72 260L70 259L71 263H72ZM85 260H86V258H85ZM95 260H97V259H95ZM95 260H94V262H96L95 264H97V261H95ZM25 261H27V263H29L28 259ZM33 261H34V259L31 261V263ZM88 261H86V262H88ZM8 262H6V263H8ZM66 262H68V261H66ZM86 262H84V263H86ZM94 262L90 261V264H92ZM20 263L21 264H27V263H23V261L22 262L20 261ZM47 263H48V261H47ZM84 263H81V264H84ZM33 264H35V262ZM78 264H80V263H78Z\"/></svg>",
    "mask_w": 264,
    "mask_h": 264
},
{
    "label": "rangeland",
    "instance_id": "rangeland-1",
    "mask_svg": "<svg viewBox=\"0 0 264 264\" xmlns=\"http://www.w3.org/2000/svg\"><path fill=\"white\" fill-rule=\"evenodd\" d=\"M36 6L38 7L39 5H36ZM36 6L33 5L34 8H35ZM37 7H36V8H37ZM41 7H42V6H41ZM36 8H35V9H36ZM39 9H41L40 6L38 7V10H39ZM64 15H65V16H64ZM63 17H64V19H65V18L67 17V14H63V15L61 16V18H63ZM67 18L70 19L69 21L72 20L71 23H73V24L75 25V28H76V24H77V25H78V24L80 25V24L82 23L81 25H83V21H82L83 19H82V20L79 19V20L81 21V23H80V22L78 21V19L75 20L76 18H74L75 22H73V21H74L73 18H71V17H69V16H68ZM67 18H66V19H67ZM36 19H38V18H36ZM36 19L34 18V21H33L34 23H36V21H38L37 24H39V23H40V25L43 24L44 20L41 21V22H39V20H36ZM66 19H65V21H64L63 19H62V20H58V21H57L56 19H54V20H56L59 24H62V21H63V23H64V22H67V23H64V24H66L67 26H69L71 23L69 24L68 20H66ZM30 20H31V18H30ZM40 20H42V19H40ZM49 20H50V19H49ZM54 20L51 19L50 23L53 21L54 23H53V22H52V23H53V25L55 26V24H58V23H57L56 21H54ZM60 21H61V22H60ZM84 21H85L84 23L87 22L88 25L91 24L90 27L92 26V23H89V21H86V20H84ZM45 22H46V21H45ZM47 22H49V21H47ZM47 22L44 23V24H47ZM55 22H56V23H55ZM76 22H79V23H76ZM50 23H49V24H50ZM87 23H86V24H87ZM59 24H58V25H59ZM86 24H84V25L86 26ZM93 24H94V23H93ZM62 25H63V24H62ZM74 25H70L69 27H71V26L73 27ZM81 25H80V27H81ZM88 25H87V27H88ZM94 25H95V24H94ZM64 26H65V25H64ZM95 26H97V23H96ZM95 26H93V27H95ZM80 27L78 26V28H80ZM87 27H81L80 29L84 30L83 28H87ZM8 32H9V31H8ZM14 32H15V31H14ZM0 33H1V32H0ZM6 33H7V32H6ZM12 33H13V32H12ZM18 36H19V37H18ZM18 36H14V37L17 38L18 40H17V39H13V40L18 41L19 43L13 41V44H12V43H10L11 40H12L11 37H8V39L6 40L5 37H4L3 39H1L2 36L0 37V42L3 40L2 43L5 45V47L8 46V45L10 44L9 46H10L11 48L8 46V49H10V50H12V49H16V51H17L18 47H14V46H16V43L18 44L19 47H21L22 45L24 46L25 43H26V44H29V43H30V42H27L29 38H32V37L34 38V37H35V35H31V34H30V35H25V34H24V36H23V37H24V38H23V41H24V39H26V41H24V43H21L22 45L20 46V41H19V39H20V40L22 39V35H21V36L18 35ZM25 36H28V37H25ZM31 36H32V37H31ZM37 36H38V37H37ZM39 36H40V37H39ZM48 36H49V35H48ZM55 36H56V39L59 40V41H62V43H61V42H58V41L55 39ZM64 36H65V35H63V36H62L63 38H62L61 35H60L59 37H61V39H60V38L58 39V36H57V35H54V37H53V35H50V36H49L50 39H49V38L47 37V35H46L45 38H44V37H41V35H36V38H37V40L39 41V44H41L42 41H43V44H41V45H40L41 47H40V46H38V41H37V42H36V43H37V46H34L35 49H34L33 46H32V45H35V42H34V39H35V38H34V39H33V38L30 39V41L32 40V41H31L32 43H30V46H31L30 49H31V50L29 49L31 52H33V49H34V51H35V50H38L39 52H41L42 49H45L46 47H48V48L45 49V50L47 51V53H45L46 51L44 50L45 52L42 51L43 53L41 52V54H40L38 51H37V52L35 51L36 53L33 52L32 54H31V52H30V54H29V51L26 52L25 50H26V49L28 50V48L30 47V46L28 47V45L25 46V50H23V49H22L23 47H21V49L19 48L20 51L18 50L17 53H15V51H13V50H12V51H10V50L8 51V49L4 48V47H3L4 45L0 43V44H1L0 46L4 48V49L1 48L2 50L0 49V53H3V50L6 49V50L4 51L5 53H3L4 56H5V54H6V56L4 57L3 54L0 55V57H1V58H0V60H1V63H0L1 66H0V67L3 69V70H2V69L0 70V75H1V72L4 73V74H5V72H6L5 75L2 74V76H0V77H2V78H0V80H1V79L4 80L5 78H6V79L8 78L7 81L4 80V81H6V82H5V85H4V81H0V84H2V86H0V87H1V88H0V89H1L0 92H1L2 94H0V96L4 95V96H2V98L0 97V101H2V100L5 101V102L7 101V102H6V103H7V108H6V110H7L8 108H10V106H12L11 109H8V111L5 110V113L9 112L10 110L12 111V113L15 112V111L17 112V110H19L20 104L22 105V106L20 107V109L22 108V109L25 110V112H24V110L22 111V109H21V110H19L20 113H19V112H17V113L15 112L16 114L13 113V115H12L11 112H9V113H10L13 117H15V118L18 117V115L20 114L19 117H18L19 119H16L17 121H16V120L14 121L15 118L12 119V117H11V119L13 120V123L11 122L12 120H10V116H11V115H9V113H8L9 118H6V119H5V117H8V115L6 114V116H4V118L0 119V137H2V140H3V139H5V138L7 139L8 134H9V136H10V137H8V140H6V141H5V140L2 141V143H0V144H1L0 146L6 148V147L8 146L7 143H10V142H11V139H9V138H12V139L14 138V139H13L14 142H15V140H16L17 138L20 139L19 142H20V141L25 142V144L23 145L22 143L17 144V142H15V143H16V144H15V143L12 141V142L14 143V145L17 146V147H16V146L11 145V144H13L12 142L10 143V145H9L8 148L11 147L10 149H11V151H13V152H11V151H10V152H11L12 154L9 153V151H8L9 149H8V148L4 149V148H1V147H0V149L2 150V152L0 151V152H1V153H0V156L2 157V155H3V157H2L3 160H5V161L7 162V164H9V165H7V166L10 167V168L8 167V168L10 169V170L8 169V171L10 172V175L7 173V172H8V171H7V172H5V173H6V177H5V173H4V172H0V177L2 178V176H3L2 179H6V180H4L5 183H6V182H7V183H8V182H12V183H8V184L11 185V186H10V185H7L6 187H8V188L5 187L6 189H0V190L5 191V192H3V191H0V192H2L3 194H5V193H7V194L9 193L10 195L12 194V197H13V195H15L14 198H16V199L18 200L19 205H20V203H21V205H25V206H26V207H24V208H23V206H19L18 203H17V200L15 201V199L12 198V197H11L10 199H12L13 201H15V202H16L15 204H17V205H15V207L13 206L14 203L11 204V205H6V204H5V205H2V204L0 203V205L3 206V207L0 206V246H1L0 251H1L2 248H3V250L0 252V264H8L9 262H10L11 264H21L20 261H21V262L23 261V263H27V261H25V260H27V259L29 260V261H28L29 263H27V264H33L34 262H35V264H39V263H38V262H40L39 258H41V261H42L41 264H52V263H53V264H58V263H59V264H68V263H69V264H78V263H80V264H81V263H84V262H86V261H88V260H89V261L86 262V263H84V264H87V263L90 264V261H91V262H94L95 259H97V260H95V261H97V264H98V258L101 256L100 254H102V252H101V250H100V247L98 246V244H99L100 242H96V241L94 240V241L96 242V246H95V248L97 247V248H96L97 251H95V250H94L95 248H94V246H93V245H95V242H93V240H92V242H93V245H92L91 240H89V239H91V238H89L88 241H90V243H87L89 246L86 244V246H85L86 249H84V250L82 249V250H83V251H82L83 253H81L80 248H79V247L77 248V246L80 244V243H79L80 241H77L78 238L75 239L76 235H77L78 232L81 231V230L78 231V229L75 228V226H74V228H75L77 231H74V230H73L74 228L72 227V228H73V229H72V230H73V235H72V236H73V240H74V241L72 240L73 242L71 241V239H72L71 236L69 237V238H71V239H70L71 242L69 241V238H67V237H64V238H67L66 240H68V241H66L65 239H62V235H61V237L59 236V238L57 239L58 235H57V233H55V230H54L53 225L56 226V222H57L58 220H57V219L54 220V215H52V214H54L53 212H55L56 210H59L60 208H61L60 210H65V211H66L67 209L70 208V209H69V212H73V211L75 210V209H73V208H77V206H79V207H78V209H79V208H80V205H81L82 203H83V205H84L86 202H88V203L85 204V207H86V205H87V209H88V208L91 209L92 207H89V205H92L93 203L97 206V208H101V206H102L101 209H97L96 206L93 204V208H94V207L96 208V209L94 208V210H95V211L97 210V212H96L97 215H99V212H98V211L101 210L100 213L102 212V213H101V216H103L102 219L105 218V219H103V220H105V222L107 221V222L109 223V222L111 221V223L114 222V224H115V221H116V224L118 223L117 225H116V224L114 225L115 227H118V226L120 225V222L122 221V217H123V216H125V215L127 216L126 220H128V219H130V218H133L131 215H129V216H131V217L128 218L127 212H125V211H127V209H128V211H129V208H128V207H130V210H131V207L133 208V209L131 210L132 212H133V211L137 212V210H138V212H137V214L139 213L138 215H140L141 213H143V214H141V216L143 217V215H144V219H145V218H146L145 215H146L147 213H146L144 210H146V209L148 210L149 208H148V207L146 208V206H145V207H144L145 209H144V208H143L144 205L141 204V203L138 204L139 201L137 200V204H135V206L137 207V205H138V206L140 205V206L138 207V208H140V209H137V208H136L137 210H135V209H134L135 206H131V205H133V204H132V203L130 204V202H132V201L134 202V200H136V198H134V197L132 196L130 202H129V199L127 198L128 196H131V194L128 195V193H132V191L129 192V191H127V190L131 189V187H132L131 190H133L134 188L137 187V186L135 187L134 185H135V184L138 185L137 182H138L139 180H138V181L136 180V182H135L134 179H135L136 175H135L134 173H136V172H137L138 174L143 173V174H140V175H144V174H145V175H144V178H142V176H141V178H139V177H140L139 175H137V178L142 179V181L145 180V182H148V183H147V184H148V187H147V188H151V189H152L153 185L155 184V185H157V186L159 185L160 188L163 187V188H161L162 190L166 189V186H165V185L168 183V182H167V183L165 184V182H166L167 180H166V181H163V180H164V179H168V178L170 179L172 176H171V177H167V176H168L169 174H173L172 172H170V171H166L165 169H163V168L161 167V169L164 170L162 173H164L165 171H166V172H170V173H169V174L167 173V175H166V172H165V174L162 175L161 171H159L161 174H160L159 172H157V173L160 174V176H159V177H156V178L154 179V181H153L152 177L154 178L155 176H158V174H157L154 170H156V171H157V169H158V170H161L160 167H159L160 165L155 161L154 156L152 157L153 153H152V155H151V154H150L151 151H150L149 153L147 152V153H145V154H142L141 156H142V157L144 156V158H142V157L139 158V156H137L136 154H134V152L136 151V148H135L136 146H135V145L138 144V139H139V137H140V134L142 133L141 130H143V129H145V128H148V129H149L150 127L152 128V126H153V124H154V121H155L156 123L158 122L157 117H155L154 115H152L150 112H147L148 110H147V111H144V110H145L144 108H140L141 110L143 109V110H142L143 112H142V111L140 112L139 106H130V105H129V106L127 107V105H125V104H123V103H122V104H121V103L119 104V103H117V102H116V103H117V105H116L115 100L113 101L114 103L112 102V99H113V98H111L112 95L110 96V95L107 94V91L105 90V89H106V88H105V85H103L102 82H101V80H102V76H103V80H102V81H105V78L108 80V77H107V76L104 77V75L107 73V71H108V73H107L106 75L110 74L112 71H115V69H116V67L114 66V67H115V68H114L112 65H111V67H109L110 69L113 67V69H111V71H110L109 68H108V70L106 69V67H108L109 64H110V63H108L107 61H108V60H109V61L111 60V58H110L111 56L108 57V55H110V54H108V53H111V52L113 51L114 54H116L118 50H117V51H116V50H115V51H114V50H112V51L109 50V51H108V50L106 49V50L108 51V53H107V52H105V51H106L105 48H103V47L101 46V47H102L101 49H104V50H105V51H103V53H105V55H102V54H101L102 51L100 50L99 47L95 49L94 46H93L92 44H91L92 46L90 45V42H89V41H88V43H89L90 46H88V43H87V40H88V39H87V38H86V41H85V42H82L83 38L79 37V38H81V39H79V38L77 37V38H78V41H79V40L81 41V42H80V41L78 42L75 36H74V37H75L76 41H75V39H74V42L71 41V39L74 38V37L72 36V38H70L71 36H68L69 39H70V40L68 39V41H69V42L71 41L70 43H72V44H69V46H68L69 48H68V47H67V45H68V44H67L68 41L66 40V39H67V35H66V37H64ZM12 37H13V36H12ZM14 37H13V38H14ZM51 37H53L52 39H54V40H52ZM82 37H83V36H82ZM6 38H7V37H6ZM9 38H10V39H9ZM39 38H44V39L40 42L41 39H39ZM47 38L50 40V42H49V40L46 42ZM65 38H66V39H65ZM84 38H85V37H84ZM45 39H46V40H45ZM62 39H63V40H62ZM64 39H65V41H64ZM4 40H5V43H7L6 41H8L7 45L4 43ZM9 40H10V42H9ZM44 40H45V42H44ZM51 40H52L53 42H58V44H56V43L52 44L53 42H52ZM72 40H73V39H72ZM35 41H36V40H35ZM63 41L66 42V43H64V45H63ZM21 42H22V40H21ZM33 42H34V43H33ZM51 42H52V43H51ZM14 43H15V45H14ZM44 43H47V45L44 44ZM50 43H51V44H50ZM73 43H74V44H73ZM76 43H77V44H76ZM80 43H81V45H78V44H80ZM84 43H85V44H84ZM86 43H87V44H86ZM55 44H56L57 46H59L60 44H62V45H60V47H61V49H63L62 51H64V49H65V53L63 52V53H64V54H63L62 51L60 50V48H58L57 46H55ZM66 44H67V45H66ZM83 44H84V45H83ZM11 45H12V46H11ZM42 45H43V46L46 45V46L43 47ZM48 45H50V46H51V45H54V46L49 47ZM75 45H76L78 48H77ZM86 45L88 46V48H87ZM74 46H75V47H74ZM38 47H39V49H36V48H38ZM54 47H57V48H55L56 51L54 50L55 52L52 50V48H54ZM65 47H66V48H65ZM70 47H72V48H70ZM79 47H80V48H81V47H84V48L79 49ZM95 47H97V45H95ZM32 48H33V49H32ZM41 48H42V49H41ZM49 48H51V49H49ZM67 48H68V51L70 52L71 55L73 54V50H71V49H74L75 53H74L73 55H75V56H73V57H76V58H77V60H78L77 62H76V61L74 62V60H76V58H73L72 56H70V57H72V59H71V58H70V59H71L74 63L69 59L68 56H69L70 54H68V53H69L68 51H67V53H66ZM89 48H90V49H91V48H92V49L94 48L95 50H97V51H96V55L99 54V53H100V55H102V56H101V58H103V59H102V62H100L101 59H100V60L97 59V58H100V55H99V57H98V55H97V56L94 55V53H95L94 50H92V49L89 50ZM40 49H41V51H40ZM47 49H49V50H47ZM57 49H59L58 52H57ZM69 49H70V50H69ZM75 49H76V50H75ZM21 50H22V52H21ZM51 50H52V51H51ZM77 50H78V52L81 51V52H79V53L77 52V53H78V56H77V54H76V51H77ZM83 50H85V52H83ZM86 50H87L88 53H90V54L86 53ZM7 51H8V52H7ZM23 51H24L25 53H24ZM59 51H60V52H59ZM89 51H91V52H93V53H91V52H89ZM20 52H21V53H20ZM48 52H49V54H48ZM52 52H54L55 56H53L54 54H53ZM71 52H72V53H71ZM97 52H98V53H97ZM115 52H116V53H115ZM7 53H8V54H7ZM23 53H24V56H25V57H26L27 54H29V55L25 58V60H24V58H23L24 56L21 57V55H23ZM37 53H38V54H37ZM50 53H52L53 55L50 54ZM56 53H57V55H56ZM58 53H61V54H59L60 57L58 56ZM80 53L83 54V55L81 54V57H80ZM84 53H85V54H84ZM18 54H19V56H18ZM25 54H26V55H25ZM42 54H43V55L45 54V55H44V58L40 57V55H42ZM46 54H47L49 57H50V55H52L51 57H52V58L54 57V59H55V57H56L57 60L60 59V58H65V59H63V60H62V59L58 60V61H60V62H58L57 60H56V61H57V62H56V61L53 59V62H51V60H50L49 57H48V60L45 59V57L47 58V55H46ZM62 54L65 55V56H62ZM66 54H68V55H66ZM87 54H88V55H87ZM107 54H108V55H107ZM111 54H112V53H111ZM114 54H112V55L115 56ZM118 54H119V56H118V55H116V56H117L119 59H118V58H115V57H113V56H112V59H114L113 61L116 60V62L118 61L117 63H120V60H121V59H120V55H122L123 53H122V52L119 53V51H118ZM8 55H11V57L8 56ZM12 55H14V56H12ZM33 55H34V58L36 57V59H35L36 61L34 60ZM43 55H42V56H43ZM31 56H32L33 59L30 58ZM61 56H62V57H61ZM82 56H83L84 58H83ZM87 56H91L92 58H91V57H90V58L88 57V59H89L90 61H91V59H92V62H93V60H94V62L92 63V62H90V61H87V62H88V64H87V62H86ZM94 56H96L97 58H94ZM104 56H106V57H104ZM14 57H15V58H14ZM28 57H29V60H27ZM37 57L42 58V60H41L40 58L37 59ZM78 57H79V59H78ZM107 57H108V59H107ZM121 57H123V58L125 57V58H126V56H125L124 54H123ZM2 58H3V60H2ZM9 58H10V60H7V59H9ZM17 58H18V59H17ZM52 58H51V59H52ZM66 58H67L68 60H66ZM80 58H82L83 60H85V63H84V61H83L82 59H80ZM104 58L107 60V61H105V62H107V65H108V66L106 65V66L104 67V69H106V70H101V69H103L102 66H104V65L106 64L105 62H103V61L105 60ZM4 59H6V60H4ZM13 59H14V60H13ZM21 59H22V60H21ZM44 59H45V60H44ZM88 59H87V60H88ZM96 59H97V60H96ZM11 60H12V61H11ZM16 60H17V61H16ZM64 60H66V63H65ZM69 60H70V61H69ZM79 60H82V61H79ZM95 60H96L97 63H98V65H96V67H95V64H96V63H95ZM122 60H123V59H122ZM122 60H121V63H122V64H121V65L119 64L120 66H124V64H125V60H123L124 62H123ZM127 60H128V59H127ZM7 61H8V63H10V64H7V63H6ZM14 61H16V62H14ZM27 61H30V62L32 61V62H31V64H30V62H27ZM44 61H45V63H44ZM47 61H48V62H47ZM61 61H62V62H61ZM63 61H64V62H63ZM67 61H68V62H67ZM2 62H5L7 65H6L5 63H2ZM13 62H14L15 64H14ZM19 62H21V64H25V66H27V67H25L24 65L22 66L21 64H19ZM38 62H39V63L42 62V63L39 64ZM71 62L74 64V68H73V65H72V67H71V70H72V68H73V70H72L73 72H71L70 67H69V66H71V64H72ZM78 62H80V63L78 64ZM81 62H82V63H81ZM116 62H115V63H116ZM12 63H13L15 66H14ZM17 63H18V64H17ZM27 63H28V65H27ZM32 63H34V64L32 65ZM53 63H57L58 67L61 66L62 68H61V67H60L61 69H60V68H57V65H55V64H53ZM63 63H65L67 66H66L65 64H63ZM69 63H70V64H69ZM91 63H92V64H91ZM99 63H100L102 66L99 65ZM104 63H105V64H104ZM123 63H124V64H123ZM126 63H127V61H126ZM2 64L5 66V68L7 67V68H11V69H12V70L9 69L10 71H9L8 69H7V70L9 71L10 75H12L14 78H12V76L10 77V76H9V73L7 74L8 71L5 70V68H4V66H3ZM38 64H39V65H38ZM44 64H45L47 67H46ZM59 64H61V65H59ZM75 64H78V65L81 64V65H80L81 67H80V66H79L80 68L78 67V70H79V71L77 70L78 72L76 71V66H77V65H75ZM82 64H84V66H83ZM86 64H87V65H86ZM89 64H91V69H93V70L90 69V65H89ZM16 65H17V66H16ZM31 65H32V66H31ZM35 65H36V66H35ZM48 65H50V66H49L50 68L48 67ZM51 65H53V66H51ZM62 65H65L66 67H68L70 71L68 70V68H65V66H62ZM85 65H86L87 68L85 67ZM117 65H118V64H117ZM125 65H126V64H125ZM2 66H3V67H2ZM8 66H9V67H8ZM11 66H12V67H15V69L12 68ZM19 66H20L21 68H20ZM142 66H143V65H142ZM144 66H145V65H144ZM16 67H18V68H16ZM32 67H34V68H32ZM41 67H45V68H41ZM51 67H52V69H51ZM53 67H54V69L56 70L57 73L60 74V73L62 72L63 74H60V75H59V74H57L56 72H54L55 75H53V72L51 71V70H54ZM55 67H56L57 69H56ZM82 67H85V69H84V68L82 69ZM93 67H94V68H93ZM97 67H98V68H97ZM22 68H23V69H22ZM27 68H30V69L32 68V69L30 70V72H32V74L30 73L31 75H29V73H27V72L29 71ZM35 68H36V69H35ZM40 68H41V69H40ZM46 68H47V70H46ZM63 68H64V69H63ZM13 69H14V70H13ZM17 69H19V70H17ZM20 69H21V70H20ZM34 69H35L36 71H35ZM37 69H38L39 71L42 70L43 73L45 74V76H46V74L48 73L47 76L50 75L52 78H54V80L51 79L50 77L48 78L47 76H46V77H45V76L43 77L44 74H42V71L39 72ZM59 69H60V70H59ZM65 69H66V70H65ZM80 69H81V70H80ZM88 69H89V70H88ZM94 69H96V70H94ZM98 69L101 70V72L98 71ZM32 70L35 72V74H38V75H39L38 78H37L38 75H35L34 72H33ZM45 70L47 71V73H46ZM64 70H65V71H64ZM84 70H85V71H84ZM87 70H88V72H87ZM90 70H91V71H90ZM11 71L14 72V75H13V73H11ZM21 71H22V72H21ZM24 71H26V72H24ZM59 71H60V72H59ZM63 71H64V72H63ZM80 71H81V72H80ZM82 71H83V73L85 72V73H87V74L89 73V74H88V75L86 74V75H87V76H86L85 74L82 73ZM92 71H97V72L94 73V72H92ZM103 71L105 72V74H104ZM109 71H110V72H109ZM117 71H119V70L117 69ZM15 72H16L17 74L20 72V73L18 74L20 78L18 77V75H17V76L15 75ZM37 72H38V73H37ZM50 72H52V73H50ZM65 72H66V73H65ZM76 72L79 73V74H77ZM98 72H100V73L103 72L102 74H104V75H102V74L99 73L100 76L102 75V76L100 77L101 80H100V78H99L98 75H97ZM70 73L72 74V77L74 76L73 78H75L76 76H78V77H76V78H78L79 80H78V79H72ZM81 73H82V74H81ZM96 73H97V74H96ZM40 74H41V75H40ZM67 74H69V76H68ZM73 74H74V75H73ZM76 74H77V75H76ZM80 74H81V76H82V75H83V76H82V77H79ZM92 74H93V75L95 74V75L89 77V76L92 75ZM7 75H8V76H7ZM22 75H23L24 77H25V75H26V76H27V75L30 76V77H25V78H28V80L25 79L27 82L24 80V81L26 82V84H24V82H23V85H24L25 88L22 87V86H23L22 84H21V86L18 84V83H22V81H23V79H24V77H23ZM33 75H35L36 77H34ZM61 75H63V76L61 77ZM65 75H67V77H66ZM75 75H76V76H75ZM110 75H111V77H109V80H108V81H110V84H109V82L106 80V81L108 82L110 88H112V85H113V84H111V82L114 83V81H115L116 79H117V82H119L118 79L120 80V83H115V84H117V85L114 84L116 88H118V85H119V84H121V85H119L120 88H121L122 85H124V82H125V81L123 82L122 79H120V78H118V77L116 78V76H114V75H112V74H110ZM110 75H109V76H110ZM3 76L5 77L4 79H3ZM6 76H7V77H6ZM85 76L87 77V79H90V78H93V77H95V78L92 79V82H91V80H89L88 82H86L87 79L84 78ZM96 76H97V77H96ZM16 77H17V78H16ZM21 77H22V79H21ZM40 77H41V78L43 77V78L41 79ZM88 77H89V78H88ZM112 77H114V79H112ZM10 78L12 79V80H11V83H13L15 86L19 85L17 88H16L13 84L11 85L12 87H10V86H6L7 84H8V85L11 84V83H10ZM15 78H16V79H19V80H17V82L13 81ZM31 78H32V79H31ZM39 78H40V79H39ZM46 78H48V81H55V82H52V84H53V86H55V88H56L57 85H59V87L57 86L58 90L56 89V91H58L57 93L54 92L55 89H53V86H50V85H52V84H51V82L46 81ZM55 78H56V79H55ZM61 78H63V79H61ZM67 78H68V79H67ZM69 78H70V79H69ZM80 78H82V79L80 80ZM98 78H99L100 82H99V80H97ZM110 78H111V79H110ZM16 79H15V80H16ZM29 79H30V80H29ZM33 79L35 80V81H34V84H33V83H30V82H33V81H32ZM37 79H39L41 83H40L39 81H37ZM44 79H45V80H44ZM57 79H59L60 82H61V81L63 82V80H64V82H63L64 84L67 82V83H66L67 85L72 86V84H73V86H72V87H68L67 85H64V84L61 86L62 82H61V83H60V82H57V81H58ZM84 79H85L86 81H85ZM42 80H44V81H46V82H44V81H42ZM68 80H69V81H68ZM70 80H71V81L73 80V81L70 82ZM111 80H113V81H111ZM20 81H21V82H20ZM28 81H29V82H28ZM78 81H79V82H78ZM83 81H84V82H83ZM93 81H94V82H93ZM95 81H96V82H95ZM97 81L99 82V84H95V83H97ZM35 82H36V84L38 83V86H39L40 88L37 87V86L35 85ZM89 82H90V85H95V86H97V88H101L102 85H103L104 88L102 87L103 90H99V91H98V94L95 93V94H97V95H95L94 92H97V88H95V89H96V90H95V89H94L95 86H93V89H94L95 91L92 90V86L89 87V85H88ZM107 82H103V83L106 84V85H108ZM121 82H123V83H121ZM15 83H17V84H15ZM27 83H28V84H27ZM39 83H40V84H39ZM42 83H44L45 86H44ZM54 83H55V84H54ZM57 83H59V84H57ZM68 83H70V84H68ZM92 83H93V84H92ZM125 83H126V82H125ZM30 84H31V85H30ZM32 84H33V85H32ZM41 84H42V85H41ZM48 84H49V86H48ZM74 84H75V85H74ZM79 84H81L82 86H79ZM85 84H86L87 86H85ZM100 84H102V85H100ZM25 85H26V86H25ZM28 85H30V86H28ZM40 85H41L42 87H41ZM114 85H113V88H115ZM3 86H4V87H3ZM27 86H28V87H27ZM33 86H35V87H33ZM46 86H47V87H46ZM63 86H67V87H65L66 89H64L65 91L62 89ZM74 86H76L77 90H75L76 92L73 91V93H72L71 91L74 90V89H76V88H74ZM78 86H79V89L81 88V89H80V90H81L80 92H79ZM84 86H85V87H84ZM99 86H100V87H99ZM6 87L8 88V89H7L8 91L4 90V89H6ZM9 87H10L11 90L13 91V94H16V96L12 94V92H11V90H10ZM14 87H15V88H14ZM19 87H20V88H19ZM30 87H33V90H32V88H30ZM51 87H52V88H51ZM60 87H62V88H60ZM83 87H84L85 89H84ZM86 87H89V88L86 89ZM106 87H108V86H106ZM3 88H4V89H3ZM18 88H19V90L16 91V89H18ZM28 88H29L30 91H27V90H26V89H28ZM38 88L41 89V90L44 89L43 92H45V93H41L42 91H39V92H38V91H37ZM67 88H69L68 90H70V88L72 89V90H70V92H71L72 94H71L69 91H66ZM73 88H74V89H73ZM82 88L84 89V90H83V91H84L83 93H82ZM108 88H109V87H108ZM122 88H124V86H122ZM22 89H23V90H22ZM34 89H35V90H34ZM39 89H38V90H39ZM47 89H50V90H47ZM51 89H52V90H51ZM59 89H60V90H59ZM89 89H90V90H89ZM3 90H4V92L6 91V93L8 92L9 95H7V96H9L10 98H11V95L13 96V99H11V101H10V98H9V97L5 96L6 94L3 92ZM45 90H46V91H45ZM53 90H54V91H53ZM85 90H86L87 93L85 92ZM87 90L91 93V95L89 94V92H88ZM104 90H105L106 92H104ZM9 91H10L11 93H10ZM21 91L24 92V93H22ZM35 91H36V93H35ZM47 91H51V94H52V92H53V94L56 93L57 95H58V93H59V95H62V96H60L61 98L57 97L56 94H54V96L57 98V100H59V99L62 100V99L64 98L63 101H62V102H60L61 100L57 101L56 98H55L56 101H54V99L51 98V94H48V93H50V92H47ZM63 91H64L66 94L68 93L67 96L63 95L64 93L60 94V93L63 92ZM91 91H94V92L92 93ZM15 92H16V93H15ZM27 92H29V94H28ZM31 92H33V94H32ZM46 92H47V93H46ZM74 92H75V93L78 92L77 94L80 93V94H79V95H80L79 98H78V96L76 97L77 94L74 95V94H75ZM103 92H104V93H103ZM18 93H19V94H18ZM26 93L28 94V96L26 95ZM37 93H38V94H37ZM99 93H103V95L106 93L107 95H105V96L103 97V98H104V99H103V98H102L103 95L101 96V94H99ZM22 94H24V95H22ZM41 94H43V95H41ZM69 94H71V96H70ZM82 94H83V96H82ZM85 94L88 95V98H85V96L87 97V95H85ZM93 94H94V95H93ZM17 95H18V98H20L21 96H23V97H24V96H27V97H24V98L21 97L20 99H22V98L25 99V98H26L25 100L28 99L30 102H31L32 100H34L35 103H33V104H34L35 106L38 105V106H41V107H40V108L37 107V109H38V111H37L36 107L32 104L33 101L30 103V102L27 100V101L29 102V104H27L28 102H27V103H24L25 100H23V99H22L23 104H22L21 100H19V103H20V104H19L18 102H16V101L18 100V98H16ZM30 95H31V96H30ZM39 95H40V96H39ZM46 95H47L48 97H47ZM68 95H69V97H68ZM73 95H74L76 98H74ZM84 95H85V96H84ZM99 95H100V96H99ZM14 96H15V97H14ZM19 96H20V97H19ZM32 96H33V97H32ZM38 96H39L40 98H41V97L43 98V99H41V100H43L42 102H43L45 105L41 102V100L39 101L40 98L38 99ZM54 96H52V97L54 98ZM89 96H90V98H92V97L94 98V96H95V98H96V97L98 96L96 99H94V101H95L97 104L93 101V99H92V101H90V102H93L92 105H93L94 107L91 105V103L89 104V103L86 102V101L89 102V100H90ZM107 96H108V97H107ZM109 96H110V97H109ZM31 97H32V98H31ZM49 97H50V98H49ZM62 97H63V98H62ZM70 97H71V98H70ZM80 97H84V98H80ZM113 97H114V96H113ZM3 98H4V99H3ZM8 98H9V99H8ZM15 98H16V99H15ZM29 98H31L32 100L29 99ZM33 98H35V99H33ZM45 98H46L48 101H50V103H51V102H53V103L55 102V103H54V107L51 106L50 103H48V101H45V100H46ZM65 98H67V99H65ZM109 98H110V99H109ZM5 99H6V100H5ZM7 99H8V100H7ZM37 99H38V100H37ZM49 99H50V100H49ZM74 99H75V101H74ZM81 99H83V100H81ZM85 99H87V100H85ZM97 99L99 100L98 102L102 101L101 99H103L104 102H105V105H106V106H103L104 103H103V104H100V105H101V106H100L99 103L97 102ZM105 99H107V100L109 99V100L107 101V100H105ZM35 100H37V101H35ZM66 100H67V101H71V100H73V101H71V103H70V102H67ZM77 100H79L81 104H82L83 101H84V103H87V104L85 105V104L83 103V105H80V103H78L79 101L76 102ZM3 101H2V102H3ZM8 101H10V102H12V103L10 104ZM14 101H15V102H14ZM64 101H65V103H67V105H65V103H64L63 106H60V104H61V103L63 104ZM109 101H110V102H109ZM25 102H26V101H25ZM36 102H37V103H36ZM45 102H46V103H45ZM56 102H57V103H56ZM73 102H74V103H73ZM75 102H76V103H75ZM107 102L109 103V105H107ZM111 102H112V105H111ZM15 103H16V104L18 103L19 105L17 104L16 106H14ZM39 103H40V104H39ZM101 103H102V102H101ZM1 104H2V105H1ZM1 104H0V115H1V117H2V113L4 112V108H5L4 106H5V104H3V103H1ZM8 104L10 105L9 107H8ZM24 104H25V105H24ZM46 104H47V105L49 104V105L51 106L52 109L49 108V107H50L49 105H48V107H47ZM55 104H56V105H55ZM69 104H70V105H69ZM72 104H74V105H72ZM88 104H89V105H88ZM113 104H114V106H116V107H115L116 109H114ZM118 104H119V105H118ZM30 105H31V106H30ZM43 105H44V106H43ZM52 105H53V104H52ZM75 105H76V106L79 105V106H82V108H84V107H85V108L82 109V110H77V109H79L80 107H78V108L76 109ZM87 105H88L89 107H88ZM95 105H96V106H95ZM124 105H125V107H127V109H126L125 107H124L125 109H123V108H119V109H118V108H117V107H121V106L123 107ZM18 106H19V107H18ZM23 106H25V107L23 108ZM27 106H28V107L30 106L29 108H30L31 110L28 109V108H26ZM32 106H33L34 109L31 108ZM55 106H56L57 108H58V107H61V108H59V109H61V110H58ZM65 106H66V107L68 108V110H70V111L66 110V109H65V108H66ZM70 106H71V107H70ZM83 106H84V107H83ZM90 106H91V107H90ZM99 106H100V110H99ZM107 106H108V108H107ZM109 106H110V107H109ZM111 106H112V108H111ZM44 107H45V108H44ZM69 107H70V108H69ZM87 107H88V108H87ZM102 107H105V110H106V108H107L108 110H106V111L104 112V109L101 110ZM132 107H133V108H132ZM134 107H135V108H134ZM15 108H17V109H15ZM25 108H26V109H25ZM47 108H49V110H48ZM62 108H64L66 111H65L64 109H62ZM89 108H92L90 112L88 111V110H90ZM93 108H95V109L93 110ZM187 108H189V107L186 106L185 109H187ZM14 109H15V111H14ZM27 109H28V112H27ZM35 109H36V110H35ZM53 109H55V110H53ZM56 109L58 110V112H59V111H61V112H59V114H57ZM72 109H73V110H72ZM86 109H87L88 112H84V111H83V110H86ZM97 109H98L99 111H98ZM111 109H112L113 111H110ZM117 109H118V110H117ZM128 109H131V111L128 110ZM132 109H133V111H132ZM134 109H135V110H134ZM138 109H139V110H138ZM189 109H190V108H189ZM51 110H52V111H51ZM63 110H64V111H63ZM95 110L98 111V112H96ZM114 110H115V111H114ZM120 110H121V112L123 111V114L120 113ZM137 110L139 111L137 114H138V115L140 114V115H141V118H140V116L138 117L137 114H135V113L137 112ZM31 111H32V112H31ZM48 111H49V112H48ZM53 111H54V112H53ZM62 111H63V112H62ZM73 111H74V112H73ZM75 111H76V112L79 111V112H77L79 115H80L81 113L83 114V112H84V114H83L82 116H79ZM94 111H95V112H94ZM107 111H109V114H107ZM117 111H118V112H117ZM126 111H127V112L130 111V113H129V112L127 113ZM21 112H22V113H21ZM23 112H24V113H27V114H24ZM30 112H31V113H30ZM64 112H65L66 114H65ZM67 112H68V113H67ZM70 112H72V113H70ZM92 112H93V113H92ZM112 112H113V113H112ZM124 112H126V113H125V115L127 114L126 116L124 115ZM131 112H132V113H131ZM133 112H134V114H133ZM144 112H145V113H144ZM146 112H147L148 114H147ZM5 113H3V114L5 115ZM28 113H29V114H28ZM33 113H34V114H33ZM61 113L64 114L63 117L61 116V115H62ZM69 113H70V114H69ZM85 113H86V115H85ZM87 113H88V114H87ZM90 113H91L92 116L90 115ZM103 113H104V114H103ZM114 113H115V114H114ZM116 113H117L118 116H119V115H120V116L117 117ZM118 113H119V114H118ZM205 113L207 114V115H205V116H208V115H209V111H208V113H207V112H205ZM205 113H204V114H205ZM14 114L17 115V116H14ZM22 114H23L24 116H22ZM32 114H33V115H32ZM56 114H57V115H56ZM71 114H72V115H71ZM75 114H77V115H76L77 117L75 116ZM96 114H98V115H97L98 118L96 117ZM25 115H28L27 117H28V118L30 117L29 120H31V121H29V120H25V119H26V118H25V117H26ZM37 115H39V116H37ZM54 115H55V116H54ZM58 115H59V116H58ZM87 115H88L89 117H87ZM100 115H101V118H102V119L99 117ZM102 115H103V117H102ZM111 115H112V116H111ZM134 115H136V117H135L136 119L133 117ZM142 115H143V117H144V116H145V117L143 118ZM68 116H70V119H69ZM72 116H73V117H72ZM85 116L88 118L89 121L92 120V119H91V117H92V118H93L92 121H93L94 123H95V119H96V123H95V125H97L98 128H97V126H96L95 128H97L98 131L102 130V128H103V130L100 131V133L103 132V134L106 135L105 140H104V137H105V136H104L103 139H102L101 136H103V135L100 134L98 131H96L97 129H95V128L92 126V125H94V124L91 125V123H93L92 121H90V123H88L89 121H87V118H85ZM106 116H107V117H106ZM109 116H110V117H109ZM121 116H122V117H121ZM130 116H131V119H130ZM146 116H148L149 118L146 117ZM1 117H0V118H1ZM20 117H21V119H22L21 121L25 120V122H26V123H25V126H27L26 129H24V128H25L24 123H23L24 121H23V122L19 121V120H20ZM35 117L38 118V119L36 120ZM58 117H59V118H58ZM65 117H66V119L63 120V118H65ZM71 117L73 118V120H76V121H73L74 123L77 122L76 125H75L74 123H69V122H67V121H69V120H72ZM80 117H81V118H80ZM94 117H96V118H94ZM112 117H113L114 119H113ZM137 117H138V118H137ZM24 118H25V119H24ZM31 118H32V119H31ZM60 118H62L61 126H62V125H65V124H67V123H69V124H73L74 126L72 125L73 127H68V126H71V125L67 124V125H65L66 127H62V128H61L60 124L58 123V122H60V120H61ZM77 118H78V120L81 121V122H78V121H77ZM82 118H83V119H82ZM84 118H85V119H84ZM108 118H110V119H112V120H110V119H108ZM115 118H117V119H115ZM133 118H134V119H133ZM139 118H140V119H139ZM147 118H148V119H147ZM3 119H5V120H3ZM8 119H9V121H7ZM34 119H35L36 121H38V122H41L42 124H41V123L38 124V122H34V121H35ZM40 119H41V120H40ZM58 119H59V120H58ZM67 119H68V120H67ZM97 119H98V121H97ZM99 119H100L101 121H99ZM103 119H105L106 121H104ZM118 119H119V120H118ZM132 119H133V120H132ZM144 119H146V120H145V124L143 123V122H144ZM153 119H154V120H153ZM42 120H44V122H43ZM56 120H57V122H56ZM82 120H84L83 123H82ZM85 120H86V122H85ZM107 120L110 121V123H109ZM113 120H114V121L117 120L118 123H119V121H120V123H123V122H124V124H123V125H124V128H123V125H122V124H121V125H118L117 121H116V122H112ZM131 120L133 121V123H131V122H132ZM137 120H138L139 122H138ZM141 120H142L143 122H142ZM147 120H148L149 122H148ZM28 121H29V122H28ZM46 121H47V123H46ZM48 121H49V122H48ZM54 121L56 122V125L59 124V125H58V129H55V128H57V127H56ZM63 121H66V122H63ZM146 121L148 122L149 125L147 124ZM6 122H7V123H6ZM14 122H15V123L17 122V124H15ZM52 122H53V123H52ZM70 122H72V121H70ZM99 122H100V124L102 123V124H105L106 126L104 125V127H103V125H99V124H98ZM106 122H107V123H106ZM111 122L114 123V124H112ZM127 122H129V123H127ZM134 122H135V123H134ZM9 123H11L13 126H12L11 124H9ZM18 123H20V124H18ZM21 123H23V124H21ZM28 123H30V126H29ZM31 123H33V125H34V124H36V125L33 126ZM51 123H52V124H51ZM63 123H64V124H63ZM80 123H81L82 125H81ZM87 123H88L89 125H88ZM116 123H117V125H118L119 131L122 130V131L120 132V134H118V135H117V133H119V131H118V129H117V126H115ZM120 123H119V124H120ZM136 123H138L139 125H138V124L136 125ZM151 123H152V124H151ZM14 124H15V126H14ZM49 124H50V125H49ZM53 124H54V125H53ZM79 124H80V126H82V127H86V126L83 125V124H86V125L88 126V127H86V130H85L84 128H80V129H79L80 131H83V132H84V135H83V133H81V132L77 129V128H79V126H78ZM107 124H108V125H107ZM109 124L112 125V127H110ZM128 124H129V125H128ZM131 124H132V125L135 124L137 127H136L135 125H134V127H133ZM150 124H151V126H150ZM16 125H21L20 129H19V126L16 127ZM22 125H23L24 128L22 127ZM41 125H43V126H41ZM90 125H91L93 128L90 127ZM95 125H94V126H95ZM125 125H126V126H125ZM144 125H147V127L144 126ZM11 126H12L13 128H10ZM37 126H38V127H37ZM39 126H40V127H39ZM101 126H102V127H101ZM107 126H108V128H107ZM138 126H139V127H138ZM154 126H155V124H154ZM154 126H153V127H154ZM28 127H29L30 129H29ZM54 127H55V128H54ZM120 127H121V128H120ZM125 127H126V129H125ZM129 127H133V128L130 129ZM135 127H136L137 129H135ZM141 127H142L143 129H142ZM22 128H23V129H22ZM34 128H36V129H34ZM38 128H40V129H38ZM43 128H44V130H43ZM48 128H49V129H52V131L56 130V131L59 133V135L62 133L63 138H65V141L63 140V142H62V139H60V138H62V135H61V137L58 136V134L55 135L56 132H55V131L52 132V131L48 130ZM60 128H61V129H60ZM65 128H66V129H65ZM70 128H73V129L75 128L76 130H74V131L77 132V133H76V134L73 133V135H72V132H74V131H73L72 129H70ZM87 128H88L89 130H88ZM90 128L94 129L96 132H95L94 130H91ZM99 128H101V129L99 130ZM105 128H106V129H105ZM109 128H110V130L108 131ZM111 128H112V130H111ZM114 128H116L117 130H115L116 132H114V134H112ZM122 128H123V129H122ZM127 128H128L129 130H128ZM139 128H140V129H139ZM15 129H19V131L22 130L21 132H23V134H24V132H25V134H24L25 137L23 136V134H21L22 136H20V133L18 134V130H17V133H16ZM27 129L31 130L30 132H32V133H33V136H35V137H37V136L40 137V135H39L40 133H42V134H43L44 132L47 133V131H48L47 134H48L49 136H50L51 133H53L54 136H58L59 139L61 140V141H59V139H57L58 142L60 143V147H61V148L58 150L59 152H63V151H64V150H61V149H62V148H63V149L65 148V144H66V143H67L66 146H68L69 144H71V142H74V143L78 144L80 138H81V141H84V140L87 139L86 142L84 141L85 143L83 142V145H82V142L80 141V146H81V147L78 146V145H76V144L73 145L74 143L70 145V146H72V147L75 148V150H74V149H71V150H74V151L77 150L76 153L79 152V153H77V155L80 154L78 157H77V155H73V154H72L73 151H71V150H70L71 152L69 151V149H70L71 147L69 148V146H68L67 148H65L66 151H68V152L71 153V156H73V159H74V157H75V158H78V159H79V157H82V158L85 157V159H86V156H87L86 153H88V155H90L91 152H92V154H93L94 152H95V153H96V152H99V153L101 154L100 156H98L99 153H97L96 155L93 154L92 156L90 155L91 157L88 156L87 158L89 159V157L92 158L93 156H94V158H95V156H98V157L103 156L104 159H103V158H102V159L100 158V161L102 160L101 162H103V160H104L103 163L105 164V163L107 162V161H105V160H106V159L108 160V158L105 159V157H107V156L110 157V159H109L108 161H110L111 158H114V157L117 158V157L121 154V152H120L121 149H123V148L119 147V145H121V146L123 147L125 144H126V145H125L124 147H128V148L132 149V147H129V146L132 144L133 149H135V151H133V153L131 152L132 154H134V156H132V154L130 153V154H128L127 157H130V156H132V158H133V157H135V158L138 157L140 161H141L142 159H143L142 161H145V162H143V163H146V159H145L146 157H145V156L150 155V156H148L149 159H152V158H153V159H152V161H151V160H150V161L147 160V162L149 161V164H150L149 166H147L148 164H143L142 161H141V162H140V161H137L138 158H137V159L134 158V159H135L134 162L136 161L135 165H138V167H139L140 164H139L138 162L142 163V167H143L144 165H146V169H149V168H150L149 171L147 170L148 172L146 171V169H143L145 166H144L143 168H140V167H139L141 170H139V168H138L137 166H135V165H134V166H135V167H134V166H133V164H134V163H133V159H132L131 157H130V158H131V159H130V160H131L130 162L133 163V164H131L130 162H129V164L126 163V160L129 161V158H128V159H126L127 157L124 158L126 155H123V156H122V154H121V156H122L124 159H123L121 156H119V157H118V160H119V158L121 157L119 161L116 160V159H115V160L112 159L111 162L108 163V164H110V165H111V163H112V166H113V165L115 166V167L112 168V169L109 168L110 166H107L108 164H105V165H104V164L102 163L103 167L99 166V164H100L101 162L99 161V158L97 157V159L95 158L96 160H95L94 158H92V159H94L96 162H95L94 160L92 161V159L90 160V162H89V160L87 161V159H86V160H85V159H82V161H81L80 159H79V160L76 159L77 164H79V165H77L76 167L79 168L78 166L81 167V165H82L81 169L84 170V168H85L84 166H86V169H85L84 171H82L81 169H75V170H74L75 167L73 168L72 166H69V165H68L69 163H68V164H65V163H67V162L69 161V159H70L69 162H72V161H73L72 164L75 162V160L72 159V157L70 156L69 153H68V154H69L68 156H70L71 158L68 157V156L66 155L67 153H65V156H67V158H66L64 155H63V158L61 157L62 155H61V156H58V155H60V154H59V152H56V151H57L56 149H58V147H59L58 144H59V143L57 142L56 138H53L54 136H53V137L50 136L52 139L49 140V138H50L49 136H46V137H45V136H44L45 134H44V135L41 134V136H42L41 139L38 138V137H37V139L33 137V138L35 139V140H34V139L30 138L31 136H30V137L28 136V133H29V135H32V133H30ZM32 129H34L33 131H37L36 133H39V134H35V135H34L35 132H33ZM41 129H42V130H41ZM45 129H46V130H45ZM53 129H54V130H53ZM62 129H65V130H63V131H65V132H66L67 130L70 129L68 132H70L71 135L68 137V139H70L71 142L66 138V137H67L66 134L69 135V133H68V132H66V133L64 132V133H63V132H62ZM82 129H84V130H82ZM134 129H135V130H134ZM138 129L141 131V133H140V131H139ZM11 130H12V131H11ZM24 130H25V131H24ZM39 130H40V132H38ZM106 130H107V132H110V134H112V135H110L109 133H108V134H109V135H108V134H106V132L104 133V131H106ZM127 130H128V134H127V138H126V136H124V134H126ZM130 130H131L132 132H131ZM136 130H137V131H136ZM13 131H15V132H13ZM26 131H27L28 133H27ZM41 131H43V132H41ZM60 131H61V132H60ZM71 131H72V132H71ZM88 131H89V132L91 131V132L89 133ZM124 131H125V133H124ZM129 131H130V132H129ZM133 131H134V132H133ZM49 132H50V134H49ZM78 132H80V134H82V136H83L84 138H83L82 136L79 138V135H80V134H79ZM97 132H98V133H97ZM13 133H14V134H13ZM91 133H93V135L97 134V135H95V138H94V139H93L94 136H90V135H92ZM94 133H95V134H94ZM121 133H122V134H121ZM132 133H133V134H132ZM12 134L14 135V137H13ZM47 134H46V135H47ZM64 134H65V135H64ZM77 134H78V135H77ZM87 134H89V135L87 136ZM99 134H100V135H99ZM135 134H136V135H135ZM16 135H17V137H16ZM74 135H76V136H74ZM120 135H121V136H120ZM129 135H131V136L129 137ZM132 135H133V136H132ZM134 135H135V137H134ZM138 135H139V136H138ZM3 136H4V137H3ZM6 136H7V137H6ZM18 136H19V137H18ZM26 136H27L28 138H27ZM64 136H66V137H64ZM85 136H86V137H85ZM107 136H109V137L112 136V137H111L112 139H113L114 137H115V139H117V136H119V137H118V140H116V141H114L115 139H114L112 142L110 141V142L112 143V145H110V142H108L110 138H108ZM20 137H21V138L28 139V141H27V140H23V139H21ZM43 137H44V138H43ZM48 137H49V138H48ZM58 137H57V138H58ZM77 137L79 138V140H78ZM88 137H89V138L91 137L89 141H88ZM96 137H100L101 140H100V138H96ZM124 137H125V138H124ZM137 137H138V138H137ZM42 138H43V139H42ZM46 138H48V139H47L48 141L46 140ZM71 138H73V139H74V138H77V140H76V141H75V140L72 141L73 139H71ZM123 138H124L125 140H127V141L129 140V142L125 141ZM131 138H132V139H136V140L134 141V140H132ZM0 139H1V138H0ZM18 139H17V141H18ZM53 139L56 140L57 145H56V143H55V140H53ZM66 139H67L68 142H70L69 144H68V142L66 141ZM82 139H83V140H82ZM107 139H108V140H107ZM120 139H121V140H120ZM29 140H30V141H29ZM37 140H38V141L43 140V142H44L46 145H47L46 141H47V142L50 141L51 144H50V145L48 144L47 147H48V146H54V144H55L56 146H58L57 148H56L55 146H54V148L49 147V148H51V149H55V150H56V151H54L55 155L50 154L51 152L53 153V150H51V149L47 150V149H46L47 147L44 148L45 145H44V146L42 145V147H41V146L38 144L39 142H38ZM44 140H46V141H44ZM91 140H92V141H91ZM94 140H98L97 144H98V143H99V145L102 144L101 146H99L100 149H98V147H97V149H96V147H94L95 145H94V146L91 145V143H92V144L96 143V141H94ZM99 140H100V142H99ZM102 140H103L104 143L102 142ZM32 141H33V142H32ZM35 141L37 142V145H38L39 147H41V148H40V149H42L41 151L39 150V148H37L38 150L35 149L34 146L37 147V145H34V144L36 143ZM90 141H91V143H89L90 146H89V144L86 145V143H87V142H90ZM106 141H107V144H106ZM118 141H120L121 143L118 144ZM122 141H125V144H124V145H123L124 142L122 143ZM136 141H137V142H136ZM0 142H1V140H0ZM4 142H5V143H4ZM26 142L28 143V146L31 145L30 143H32V144L34 143L33 146L31 145L32 148H31V147H28V146L26 145V144H27ZM29 142H30V143H29ZM43 142H40V143L43 144ZM52 142H53V143H52ZM64 142H65V144H64ZM113 142H114V143H113ZM116 142H117V143H116ZM126 142H127V143H126ZM130 142H131V143H130ZM132 142H133V143H132ZM61 143H62V144H61ZM128 143L130 144L129 146H127ZM2 144H6V145L3 146ZM52 144H53V145H52ZM63 144H64V146H63ZM97 144H96V146H98ZM108 144H109L110 146H115V147L117 146V148H120V150H118L117 148H114V147H113V148H114L113 150L116 151V149H117V151H118V155H117V151L114 152V151L112 150V147H110V150L113 151L114 154H113V153L111 154V151H109V150L107 151L106 148L109 149ZM114 144H116V145H114ZM21 145H23V146L26 145V146H25L26 148H24V147L21 146ZM84 145L87 146L88 148L86 149V147H84ZM104 145H105V146H104ZM139 145H140V144H139ZM139 145H137V146L139 147ZM18 146H21V147L23 148L24 152H26V153H23L22 148H21V151H22V152L19 151L20 149H17ZM82 146H83V147H82ZM91 146H93V147L91 148ZM103 146H104V148H105V151H104ZM14 147H15V148H14ZM13 148H14V149H13ZM28 148H29V149H28ZM30 148L33 149V151L35 150L36 153H39V154H40V157H39V155H38V157H37V154H36V153H35L36 156H35V154H34V156H33V154H32V156H33V157H32L31 154H30V152L32 153L33 151H32ZM77 148H78V149L80 148L79 150H82V148H83L84 150L86 149V150H85L86 153L84 154L83 151H78ZM90 148H91V149H90ZM93 148H94V150H92ZM3 149H4V150H3ZM16 149L18 150L19 154H20V152H21L20 157H19V154L17 153ZM6 150H7V151H6ZM14 150H15V151H14ZM25 150H26V151H25ZM27 150H28V151H27ZM30 150H31V151H30ZM44 150H45V151H44ZM46 150H47V152H46ZM60 150H61V151H60ZM87 150H88V151L90 150V151L87 152ZM3 151H4V152L6 151L5 154L7 155V158H6V156H4L5 154H4ZM29 151H30V152H29ZM38 151H40V152H38ZM43 151L46 153V155H45V153H44ZM48 151H51V152H48ZM102 151H103V152H102ZM7 152H8V154H7ZM14 152H16L18 155H17V154L15 155ZM41 152L44 153V155H41ZM64 152H65V151H64ZM80 152H81L82 154H84V156L81 155ZM107 152H108V153H107ZM2 153H3V154H2ZM33 153H34V152H33ZM48 153H49V154H48ZM54 153H53V154H54ZM73 153L76 154L75 152H73ZM106 153H107V154H106ZM119 153H120V154H119ZM1 154H2V155H1ZM22 154H23V155H22ZM27 154H29V155H27ZM47 154L49 155L50 159L52 158V159H53V162H56V163L53 164L52 161L48 162L49 160L47 161V159H48L49 157L47 158ZM56 154H57L58 157H56ZM62 154H64V153H62ZM108 154H111V156H109ZM115 154H116V155H115ZM147 154H148V155H147ZM8 155H11V156H8ZM12 155H15V156H12ZM24 155H25V156H24ZM50 155H52V157H51ZM85 155H86V156H85ZM105 155H106V156H105ZM112 155H113V156H112ZM114 155H115V156H114ZM135 155H136V156H135ZM17 156H18L19 158H22V157H23V158H22V159H19V158L16 159V158H15L16 161H14L15 159H13V158H14V157H17ZM28 156H29V159H30V157H31L30 162H28L29 159H28V160L26 159V158H28ZM42 156H44V157H43V164H42V162H41V161H42V160H41V157H42ZM54 156H55V157H54ZM1 157H0V160H1ZM4 157H5V158H4ZM10 157H12V158H10ZM24 157H25V158H24ZM59 157L61 158V159H60L61 161L59 160ZM148 157H147V159H148ZM150 157H151V158H150ZM9 158H10V159H9ZM32 158H34V160H33ZM37 158H40V159H38V160H40V161H38ZM56 158H57V159H56ZM64 158H66V159H65V161L63 162L62 159H64ZM11 159H12L14 162L11 161ZM25 159H26V160H25ZM71 159H72V161H71ZM122 159H123V161H125V164H126L127 166H129V167H127V166L124 167L125 165H123L124 162L122 161ZM144 159H145V160H144ZM3 160H2V161H3ZM7 160H9L10 162L7 161ZM17 160H18V161H17ZM20 160H24V161H22V164H23V165H24L23 162H25L26 164L29 163L28 165H30V170H31V167L34 166V167H33V171L35 170V167H36L38 170H40L41 167H39V166H40V164H41L42 167H45V169L47 170L46 173H49V174H50L51 182H50V180H49V179H50L49 175H48V174H45V175H44L43 172H42V171H44L45 169L42 170V168H41V170H40V171H41V172H40V176H37V173H38V170H37V169H36L37 171H35V173L37 172L36 174L32 171V173L35 174L33 177L36 176V177H35L36 180H35V178L32 179L31 176H32L33 174H32L31 172H30V173H31V174H30L31 176L28 175V172H29L30 170H29V171L26 170L27 172L24 171V168L26 167V165L23 166V165L21 164L24 168L20 167V164L18 165L19 167H16V166L13 167V165H15L14 163H16V162L19 163ZM32 160H33V162H32ZM45 160H46V161H45ZM97 160L99 161V163H98ZM26 161H27V162H26ZM36 161H38L39 164H38ZM59 161L62 162V164H59V163H60ZM85 161L87 162V164H88L89 166L86 165V164H83ZM112 161H114V162H116V163L113 164ZM128 161H127V162H128ZM153 161L156 162V165H158V168H156L157 166L155 165V163H153ZM0 162H1V161H0ZM20 162H21V161H20ZM31 162H32V164H33L34 162H36V163H34L35 165H32V166H31ZM40 162H41V163H40ZM45 162H47V164H46ZM58 162H59V163H58ZM81 162H83V163H81ZM86 162H85V163H86ZM88 162H89V163H88ZM93 162L95 163V165H94ZM117 162H119V163H121V164L123 165V168H125V170H124L125 172H126V170L128 169V173L130 172L131 174L129 173V174H128L129 176L127 175V172H126V174H125V172H124L123 170H121V169H123V168H121V167H122L121 164H119V168H121V169H119L118 166H117V164H118ZM150 162L153 163V164H151ZM44 163L47 165V168H46V166H45ZM51 163H52V166H51ZM75 163H76V162H75ZM75 163H74V164H75ZM90 163H92L91 166H90ZM11 164H12V166H11ZM64 164H65L66 166H65ZM80 164H81V165H80ZM97 164H98V165H97ZM115 164H116V165H115ZM130 164H131L132 166H130ZM16 165H17V164H16ZM36 165H37V166H36ZM48 165H49V166H48ZM57 165H58V166H57ZM70 165H71V164H70ZM92 165H93V166H92ZM100 165H101V164H100ZM151 165L156 166V167H155L156 169H154V168H153L154 166H151ZM74 166H75V165H74ZM97 166H99L98 168L101 169V170H102L103 168L106 169V171L108 170L107 167L109 168V170H112V171L117 167L116 169H117V172H119V174H118L117 172H115V173L113 172V173H114V174L117 173V175H121V174H125V175H126V176L124 175V177H121V180H124L125 182L127 181V182H126L127 184H126L125 182L122 181V184H123V185L126 184V185L124 186V188H125V190H126V189H127V190L125 191L124 189H122L123 186H119L120 183H121V182L119 183L120 180H118V179L120 178L119 176H117V178L119 177L118 179L116 178L117 180L114 179V178L116 177V175H114L113 177H111V178H112V179H111L110 176H109V173H108V172H110V175H111V174L113 175V173H112L111 171H108V172H107V173H108V176H107V174L102 175V174L105 173V172H104L105 170L103 169L102 172H101V171L98 172V170H97L98 168L95 169V167H97ZM112 166H111V167H112ZM120 166H121V167H120ZM140 166H141V165H140ZM150 166H151V167H150ZM49 167H51V168L53 169V173H50V172H52V169H51V168L49 169ZM56 167H58V168H57V171L54 170ZM68 167H69V169H68ZM71 167H72V168H71ZM83 167H84V168H83ZM87 167H88V168H87ZM92 167H94V168H92ZM105 167H106V168H105ZM130 167H131V168H130ZM133 167H134L135 170L132 169ZM148 167H149V168H148ZM11 168H13V169H11ZM16 168H17L18 170H15ZM19 168H20V169H19ZM27 168L29 169V167H27ZM66 168H67V169H66ZM25 169H26V168H25ZM48 169H49V170H48ZM59 169H60V170H59ZM71 169L74 170V171H73V173H74L73 175H70V173H68L67 171H65V170H68L69 172H72ZM87 169H88L89 171H90L91 169H92V170L94 169L95 171H93V174H94V172H95V174L98 173V174H97L98 177H97V175H92V172H91L92 170L90 171L91 174L89 175L90 172L88 173V172H87V171H88ZM118 169H119L120 171H118ZM129 169H131V170H129ZM151 169H154V170H151ZM11 170H15L14 173H15V174H19L20 176L18 175V178H17L16 176H13V177H12L11 174H12V175H15V174H13V172H11ZM58 170H59V171H58ZM76 170H77V171H78V170H81V172L78 171V172H80L81 174L78 175V172H77ZM133 170H134L135 172H134ZM0 171H2V169H0ZM18 171H19V172H20V171H22V172L24 171L22 174H25V172H26L25 175H26V176L28 175L30 178L27 176V178H28V179H27L25 175H23V176H25L24 178L27 179L28 181L25 180V179L21 176V174H20ZM54 171H55V172H54ZM61 171H63V172H61ZM122 171H123V173H122ZM131 171H132L133 173H132ZM139 171H140V173H139ZM141 171H143V172H141ZM150 171H151V172H150ZM152 171H154L157 175H155V173H153ZM16 172H18V173H16ZM59 172H60V174H59ZM64 172H65V174L62 175L61 173H64ZM75 172H76L77 174H76ZM82 172H83V173H82ZM86 172H87L88 174H87ZM96 172H97V173H96ZM3 173H4V175H3ZM44 173H45V172H44ZM54 173H57V174H54ZM67 173H68V174H67ZM84 173H86L87 176H89V177H87L88 179L91 178V180H93V179L95 180V179L97 178V179L95 180V183H96L97 181H98V182H101L100 185H101L102 188H103V184H105L104 181H105V182H106V181L109 182V183L107 182L108 184H105V186H107V187H108V186H109V187H110V186L112 187V186L114 185V188H113V187H112V188L104 187V190H105V188H106V190L108 189L109 191H110L111 189H117L118 187L121 188V189L119 188L118 192H116L117 190H116V191H115V190H114V191L111 190V191H110V192H112L111 194H108V193H110L108 190H107L108 193L105 192V194H104V192L102 191V192H103V195H106V194H107V196H106L107 199H111V198H109V197H111L112 194H114V195H115V194L117 195V193L120 194V193H119L120 190H121V192H122V190L125 191L124 193H125L126 195H128L127 197H126V196L124 197V198H126V199L122 198L121 195H117V196L120 197V199L117 198V197L114 198L115 196H114V197L112 196V199H111V202H112L113 200L115 201V199H116L117 203L120 202V203L122 204V205H120V204L118 203L117 206H119V205H120V206H124L123 204H125V202H127L128 205H127V204H125V205H127L128 207L125 206V208H123V207H120V206H119V209H120V208H121V209L123 208V209L125 210V209L127 208L125 211L123 210L125 213H124L121 217H119V216L123 213V211L120 210V211H122L121 213L118 212V211H116V210L118 209V207L115 206L117 203H115L114 201H113V203H115V204H113V205L108 201L109 204H111L112 207L103 204V205L107 206V208H106L105 206L101 205L102 203H106V204H108L107 200L105 199L106 197H104L103 195H100V194H102V193L100 192L99 189H101V190H103V189H102L101 187H100V188H97V187L100 186V185L98 184V182L96 183V185L98 184L99 186L97 185V187H94V189H93V186H96L95 183H94V185H93L94 180L91 181L90 179H89V180L86 179V176H83V175H85ZM99 173H100L101 175H100ZM147 173H148V174H147ZM149 173H150V174L153 173V174H152L153 176L150 177V176H149ZM38 174H39V173H38ZM42 174L45 176V178H49V179H48L49 181H47V179H46V181L41 182V184H39L40 182L37 183V185H38V184H39V185H38V186L36 185V187H37V189H38V190H36V193L40 194V191H39V190H41V189H42L43 192H41V197H40V198L38 197V196H40V195L37 194V196H36V193L33 192V193H35V198L38 197V200H36V199L34 198V194H33L32 192H29V191H28L29 189H28L26 186H27L28 184H31L30 187H32V188L34 187V189H35V185H34V183L38 181V178L41 177ZM52 174H53L55 177H56V175L58 176V177H56V178H57L56 182H54L56 178H53V179H52V177H53V176H51ZM58 174H59V175H62V177H64V175H66V174H67L68 176H65V177H64L65 179H64V178H60L61 176H59ZM71 174H72V173H71ZM132 174H134L135 176L132 175ZM146 174H147L148 176H147ZM7 175H8L9 178H7ZM46 175H48V176H46ZM76 175H78V177H77ZM112 175H111V176H112ZM131 175H132V176H131ZM10 176H11V177H10ZM44 176H43V177H44ZM70 176H73V177L75 176V178H74L75 182L78 181V180H76V178H80L79 180H81V182H83L84 179H85V181L88 180V182H87L88 184H89V182H92V183H90V185H93V186H90V185H89V187H86V186H87V185H86L87 183H81V184H79L80 181H78V185H79V186L77 185V187H76V184H75V182L73 181V177H71L73 183H70V182H69V181H71V180H70V179H71ZM79 176H80V177H79ZM90 176H92V177H94V178H92V177H90ZM101 176H104L105 179H104V177H102V179H101ZM138 176H139V177H138ZM145 176L149 177L148 179H151V181H152L153 183H152V182L149 183L150 180L147 179V180H148V181H147V180L145 179ZM163 176H164V177H163ZM165 176H166V177H165ZM15 177H16V178H15ZM21 177H22V178H21ZM37 177H38V178H37ZM43 177H42V178H43ZM81 177H82V178H81ZM126 177H127V178H128V177H131V178L134 177V179H133L134 181H131V180H132L131 178H129V179H131V180H129V179H127V180L123 179V178H126ZM147 177H146V178H147ZM161 177H163V178H161ZM14 178H15V179H14ZM20 178H21V181H19ZM45 178H44V179H45ZM66 178H67V179H66ZM68 178H69V179H68ZM157 178H161L160 180L163 181V182L159 181ZM8 179H9V181H7ZM10 179H12L13 181H12V180L10 181ZM18 179H19V180H18ZM39 179H40V178H39ZM44 179H41V180H39V181H42V180H44ZM58 179H59L60 181H59ZM61 179H62V180H61ZM82 179H83V180H82ZM100 179H101V180H100ZM109 179H110L111 181H109ZM162 179H163V180H162ZM14 180H16V181L18 180L17 182L20 183V185H18V183H17L16 181L14 182ZM23 180H25L26 182L23 181ZM29 180H31V181L29 182ZM32 180H34L35 182H34V183H31ZM52 180H54V181H53L54 183L52 182ZM63 180H65V182H62ZM66 180H68L69 183H68ZM103 180H104V181H103ZM155 180H156V181H155ZM22 181H23L24 184L26 183L27 185L25 186L24 184H22ZM58 181H59V185H58V183H57ZM128 181H130L131 184H130V183L128 184ZM158 181H159V182H158ZM168 181H169V180H168ZM47 182H48L47 185L50 187L49 189L47 188L48 186L46 185ZM61 182H62V183H61ZM66 182H67V183H66ZM132 182H133L134 184H133ZM140 182H141V181H139V185H140ZM143 182H144V181H143ZM157 182H158V183L161 182V184H157ZM13 183H14V184H13ZM42 183H45L44 186H47L46 188H47L48 190L45 189V188L43 189V188L41 187V186H42ZM51 183H53V184L56 183V184H55V185H52ZM112 183H115V184H112ZM124 183H125V184H124ZM12 184H13V186H15V187H13ZM21 184H22V186H21ZM32 184H33L34 186H33ZM50 184H51L52 187H55V186H56V187H55V191H57L56 188H58L60 185L62 186V184H64V185L68 184V185H66L67 187H66V186L59 187V188H61V189L58 188L59 192H60V191H61V192H63V191L68 192L69 190L73 189L74 187H75V190H77L80 186H81V187H80L81 190L78 189V191H77V193H76V191L73 189V191H75V194L73 193L72 195L76 196L75 198H74L72 195H70L71 197H70V196H67V195L70 194V191H69L68 194L66 193V196H67V197L65 198L66 203H65L64 199H62V197L64 198V196H61L60 198H58V199H60V201L55 202V201L58 200V199H56L55 196H54V198H51L52 195H55V194H56V192L53 190L54 188H51ZM69 184H70L73 188H71V186H70L71 189L68 188V187H69ZM72 184H73V185H72ZM111 184H112V185H111ZM118 184H119V185H118ZM141 184H142V182H141ZM149 184H150V186H149ZM162 184H163V185L165 184V185L162 186ZM16 185H18V186H16ZM74 185H75V186H74ZM116 185H118V186H116ZM129 185H132V186H129ZM139 185H138V187H137L136 189H138V188L140 187L139 189L142 190V188H141L142 185H141V186H139ZM155 185H154V187H156V188L158 189V190H157V189H156V190L159 191V189H160V188H158L159 186L157 187V186H155ZM19 186H21V188H20ZM23 186H24L25 188H27V190H26L27 192L24 191L25 188H24ZM39 186L41 187V189L38 188ZM57 186H58V187H57ZM127 186H128V187H127ZM133 186H134V187H133ZM143 186H147V185H144V183H143ZM143 186H142V187H143ZM18 187H19L20 189H22V191H23L22 193H21V190H20ZM28 187H29V185H28ZM63 187H64V189H63ZM82 187H83V188L86 187L88 190H92V189H93L94 192H95V190H97V189H98L99 191L97 190L98 192L96 191V192H95L96 194L94 193V194H95L94 196H96V197H94V196L92 195L93 193H91V192H93V190H92L91 192H89V191L87 190L88 192L86 193V191H85ZM129 187H130V188H129ZM154 187H153V189H154ZM23 188H24V189H23ZM66 188H68V191L66 190ZM76 188H77V189H76ZM89 188H90V189H89ZM144 188H145V187H144ZM144 188H143V189H144ZM50 189H51L50 192H51L52 194H51L50 192H48ZM62 189H63V191H62ZM153 189H152V190H153ZM161 189H160V190H161ZM45 190H47V191H46V192H48L47 194L45 193ZM106 190H105V191H106ZM31 191H34V190H31ZM52 191L55 192V193H53ZM71 191H72V190H71ZM80 191H83L82 193H84V192H85V193L82 194ZM59 192H57L58 195H56V197L60 196L59 194H61V192H60V193H59ZM65 192H64V193H65ZM99 192H100V193H99ZM115 192H116V193H115ZM126 192H127V193H126ZM24 193H25V194H24ZM26 193H30L31 196H30V194H26ZM42 193H43V194H42ZM44 193H45V194H44ZM49 193H50V195L48 196ZM64 193H63L62 195H64ZM71 193H72V192H71ZM80 193H81V195H83V196H86V194H87L86 200H85V197H84V199H83V197L81 198V197L79 196ZM98 193H99V194H98ZM9 194H8V195H9ZM88 194H89V196H88ZM23 195H25V196H23ZM28 195H29V197H27ZM90 195H91L92 197H94V198H93L94 200H95V198H96L97 200H96L95 202H93L94 200H93V199H90ZM32 196H33V197H32ZM43 196L46 197V198L48 197L49 202H45V199H46V198L44 199ZM19 197H20V198H19ZM31 197H32V198H31ZM68 197H69V198H73V199H71V200H74V202L77 201V202H76V203H77V206H76V203H74L73 201H70V199L68 200V199H67ZM79 197H80V200H81V201H82V199H83L82 203H80L81 201L79 200ZM92 197H91V198H92ZM99 197H101V199H100ZM103 197H104V198H103ZM22 198H23V199H22ZM41 198H43V200H42ZM49 198L55 200V201L52 200V202H51L52 204H51V205L48 204V203H50V199H49ZM77 198H78V199H77ZM87 198H88V200H87ZM98 198H99L100 200H99ZM102 198H103V199H102ZM121 198H122V201H121ZM132 198H133V199H132ZM21 199H22V201H21ZM39 199H41V200L44 201L45 203L41 201V204H42V205H41L40 202H39V201H40ZM61 199H62V202H61ZM104 199H105V200H104ZM117 199H118V200H117ZM123 199H124V200H123ZM67 200H68V201H67ZM90 200H93V201H90ZM98 200H99V201H101V200L103 201V200H104V202L101 201V204H100V202H99ZM125 200H126V201H125ZM20 201H21V202H20ZM46 201H47V199H46ZM69 201H70V204H72V205L75 204L76 207L73 205L74 207H72V209H71V206L69 207V203H67V202H69ZM78 201H79V202H78ZM85 201H86V202H85ZM23 202H24V204H23ZM71 202H73V203H71ZM96 202H98V203H96ZM25 203L28 205V207H27V205H26ZM57 203H58V204H57ZM61 203H62V204H61ZM135 203H136V202H135ZM54 204H55V206H54L55 208H56L57 206H59L60 208L57 207L56 210L53 211V209H55V208H54L52 205H54ZM59 204H61L62 206L59 205ZM64 204H66V205L68 204V205H67L68 207H67V206L63 207ZM97 204H98V205H97ZM99 204H100L101 206H100ZM109 204H108V205H109ZM47 205H48L49 208H47ZM8 206H9V207H8ZM16 206H17V207H16ZM18 206H19L21 209H18V208H19ZM99 206H100V207H99ZM114 206H115V207H114ZM5 207H6V208H5ZM11 207H12V208H11ZM13 207H14V208H13ZM40 207H42L43 209L40 208ZM44 207H46L47 210L49 209V210H48L49 212H50V208L52 207L53 209L51 208V209H52L51 211H53V212H52V213H51V212H50V213L47 212V210H46ZM62 207H63V208H62ZM66 207H67V209H66ZM85 207L83 206V208H85ZM103 207H105V210L103 209ZM110 207H111L112 209H110ZM93 208H92L91 210H93ZM108 208H109V209H108ZM113 208H117V209L115 210V209H113ZM141 208H142V209H141ZM13 209H14V210H13ZM16 209H18V211H17ZM24 209L27 210V212L25 211V213H24ZM44 209H45L46 211H45ZM78 209H77V210H78ZM87 209H82V208H81V210L79 209L80 211H79V212L77 211V212H78V213H84V214H86L87 212L85 211V212H86V213H85V212H83V211H84V210H87ZM89 209H88L87 211H89ZM102 209H103V210H102ZM107 209H108V212H110L112 215H111L110 213L106 212ZM143 209H144V210H143ZM5 210H6V211H5ZM15 210H16V211H15ZM20 210H21V212H20ZM22 210H23V211H22ZM28 210H29V211H28ZM70 210H71V211H70ZM72 210H73V211H72ZM91 210L89 211V214H90L91 212H94V210H93V211H91ZM110 210H113L114 212H113V211H110ZM141 210H142L143 212H141ZM149 210H150V209H149ZM10 211H14V213L12 212L13 215H11V212H10ZM43 211H45V212H44V213H41V212H43ZM67 211H68V210H67ZM81 211H82V212H81ZM103 211L106 212V214H104ZM131 211H130L129 213H132ZM7 212H8V213H7ZM15 212L18 214L17 217H16ZM28 212H30V213L28 214ZM46 212H47V213H46ZM75 212H76V211H75ZM112 212H113V213H112ZM116 212H117V213H116ZM140 212H141V213H140ZM144 212H145V213H144ZM147 212H148V211H147ZM149 212H150V211H149ZM9 213H10V215H9ZM20 213H21L22 215H21ZM107 213L110 214V215H108ZM119 213H120V214H119ZM19 214H20V215H19ZM24 214H26V217H25ZM32 214H34V216H35L36 218L33 217ZM44 214H45V215H44ZM46 214H47V215H46ZM50 214H51V215H50ZM103 214H104V215H103ZM113 214H114V215H113ZM135 214H136V213H134L133 216H134ZM137 214H136V215H137ZM27 215H28L29 217H31V218L33 217V218H32V221H33L34 223H32V224L30 223L31 219H30V218H27V217H28ZM107 215H108L110 218H109ZM115 215H116L117 217H119V218L117 219V217H116ZM118 215H119V216H118ZM136 215H135V217H139L138 215H137V216H136ZM13 216H14V218H13ZM18 216H19V217H18ZM43 216H44V217H43ZM45 216H49V217L52 216V217H50V218L47 217V218H46ZM55 216H56V213H55ZM104 216H106V217L109 218V219H107V218L104 217ZM149 216H150V215H149ZM149 216L146 218L147 220H148ZM20 217H22V219H20ZM23 217H25V218H23ZM56 217H57V216H56ZM56 217H55V218H56ZM86 217H87V216H85V218H86ZM111 217H113V218H111ZM115 217H116V219H115ZM16 218L20 219L21 222H22L23 219H24L25 223H24V222L21 223V222H19V220H18V224L21 223L20 225H23V226H20V225H18V226H14L15 223L17 224V219H16ZM34 218H35V219H34ZM123 218L125 219V217H123ZM26 219H27V220H26ZM28 219H30V220H28ZM33 219H34V220H33ZM37 219L40 220V224H38L39 222H38ZM42 219H43V220H42ZM47 219H48V220H47ZM50 219H53V220L55 221V224H52L53 220H52V222H51ZM58 219H59V218H58ZM86 219H88V218H86ZM111 219H112V220H111ZM113 219H114V220H113ZM119 219H121V220H119ZM124 219H123V221H124ZM146 219H145V220H146ZM35 220H36V221H35ZM41 220L44 221V223L46 222L45 225H47V224L49 225V224H50V228H49L48 225L45 227V225L41 222ZM60 220H61V221H59V224H60L62 221H63V222H62L61 224H64V223L67 224V225L70 224V223H68V222H64V220H62V219H60ZM108 220H110V221H108ZM118 220H119V221H118ZM126 220H125V221H126ZM147 220H146V221H147ZM150 220H152V217H151V216H150ZM150 220H148L147 222H149ZM26 221H27L29 224H31V225H36L35 223L38 222L37 224H38L39 226H38V225H37V226H34V227H36V229H38V230L40 229V225H41V224L44 225L45 228H43V226H41L40 231L42 230V228H43V229H47V228H48V230H47V231H44V232H46V235L49 234V238H47L48 236H46V235L44 234L43 231H41V232L39 231V232H38V234L40 233L39 235H41V237H42V235H44V238H45V236H46V240H47V241H44V240H45L44 238L40 239L41 237L38 236L37 233H36V235H35V232L38 231V230H35V228L32 227V229L29 230V228L31 227V225H30V227H29V226H28V223H27ZM32 221H31V222H32ZM47 221H50V222H47ZM123 221H122V222H123ZM125 221H124V223H125ZM129 221L131 222V220H128L127 222H129ZM127 222L125 223V224H126L125 227H127V226L130 225V224L127 225V224H128ZM151 222L153 223V220H152ZM151 222H149V223H151ZM26 223H27V226H26ZM51 224H52V225H51ZM57 224H58V222H57ZM131 224H132V222H131ZM3 225H4V226H3ZM9 225H10V227H12L13 229H14V227H16V228H15V231H13V233H14V232H17L15 235H14L13 233H12V234H11V233H8V232L6 233V230L3 228V227H5V226L8 227ZM12 225H13V226H12ZM122 225H123V224L121 223L120 227H121ZM132 225H133V224H132ZM132 225H130L129 227H130V229L134 230V228H131ZM24 226H25V228H26V227L28 228V229H27V228H26V229H27L28 232H30V234H31V235H28V237H29V236H33L32 233H34V235L36 236V239L39 237V239L42 240V241H40V244L42 243V245H44L43 243L45 242V245L42 246V245L39 244V242L37 243V241H39V240H38V239L35 240L34 236H33V237H29V238H31V239L34 238L33 240L30 239V243L33 242V241L35 240L34 242H35L36 244H34V245H37V246L35 247V246L33 245V243H32V244H30V245L27 246L28 248H27V250H26V245L28 244V243H26V242H29V239H28V237H27V239H26V237H25V236L28 234V232L26 233L27 230H26L25 228H23ZM69 226H71V225H69ZM1 227L3 228V230L1 229ZM17 227H21V229H20V228H17ZM37 227H39V228H37ZM51 227H53V228H51ZM22 229L25 230V233H24V231H23ZM33 229H34V230H33ZM50 229H51V231H50ZM16 230H22V231H23V237L19 236V235L22 233V231L19 232V231H16ZM53 230H54V233L51 235V233H52ZM127 230H128V227H127ZM132 230H130L132 233L136 232V231L133 232ZM4 231H5V232H4ZM31 231H34V232H31ZM18 232H19L20 234H19ZM48 232H49V233H48ZM42 233H43V234H42ZM76 233H77V234H76ZM8 234H9V235H8ZM25 234H26V235H25ZM54 234H55V236H54ZM75 234H76V235H75ZM3 235H4V236H3ZM24 235H25V236H24ZM56 235H57V237H56ZM10 236H11V237H10ZM16 236H17V237H16ZM18 237H19V239H18ZM50 237H51V238H50ZM52 237H53V238H56V239H55V242L53 241L54 239H52ZM7 238H8V239H7ZM10 238H11L12 240H11ZM24 238H25V239H24ZM60 238H61V240H60ZM17 239H18L19 241H18ZM22 239H23V241H24V240H27V241H24V243H21V242H22ZM49 239H52V241L49 240ZM95 239H96V238H95ZM58 240H59V241H58ZM75 240H76L77 242H75ZM78 240H79V239H78ZM96 240H99V239L97 238ZM43 241H44V242H43ZM48 241H51V242H50L51 244L48 243ZM56 241H57V242H56ZM61 241H63L62 244H61ZM99 241H100V240H99ZM53 242L56 243V244L59 243V244H61V246H63L64 243H65L67 247L64 245L65 248H64V247H61V248H62V249H61V248H59V247H60L59 244L57 245V246H59V247H56L55 244H54V246L56 247V250H57V251L55 252V253H56V255H55V253H54V250H55V249H53V248H55V247L53 246ZM66 242H67V243H66ZM20 243H21V245H20ZM69 243H72V244H69ZM75 243H76V244H75ZM97 243H98V244H97ZM22 244L24 245L25 250L22 249V248H23V245H22ZM38 244H39V245H38ZM67 244H68V245H67ZM90 244H91V245H90ZM46 245L49 246L48 248H50V249L46 248V247H47ZM71 245L75 246V247H73L74 249H72V246H71ZM5 246H6V248L8 247L7 250H8V249H9V250L12 249V250H10L9 253H7V250L5 249ZM18 246H21V248L18 247ZM29 246H30V247H29ZM33 246H34V247H33ZM38 246H39V248H38ZM40 246H41V247H40ZM45 246H46V247H45ZM50 246H51V247H50ZM79 246H81V244H80ZM92 246H93V247H92ZM10 247H12V248H10ZM42 247H43V248H42ZM52 247H53V248H52ZM70 247H71V248H70ZM90 247H91L92 249H91ZM15 248H17V249L14 250ZM18 248H20L21 250H24V251H26V252L29 251L27 254H25L26 252H24V254H23L22 251H21L22 254L19 255V257L21 256L22 259H23V257H24L23 260H21V258L18 257V252L20 253V250H18ZM36 248H37V249H36ZM40 248H41L42 250H41ZM67 248H69V249H67ZM30 249H31L32 251L34 250L33 252H34V253L36 252V253H37V254H36L37 256H36L35 254H33V252L30 251ZM39 249H40L41 251H39ZM47 249H48V250H47ZM52 249H53V250H52ZM60 249H61V251H63V249H66V252H65V250H64L63 252L60 251L62 254H58V250H60ZM75 249H77L78 251L75 250ZM87 249H88V250H87ZM5 250H6V252H5ZM17 250H18V251H17ZM37 250H38V251H37ZM50 250H52L53 252H51ZM69 250H71V252L76 251V252L74 253V255L77 254V256L75 257L74 255H71V254H73V253H71ZM92 250H93V251H92ZM99 250H100V251H99ZM12 251H14V253H15V251H16L17 253H15V254H17V255L12 254V253H11ZM42 251H43V252H42ZM44 251H45V252H44ZM46 251H47V252H46ZM49 251H50V252H49ZM79 251H80L81 256H79V255H80V254H79ZM87 251H88V252H87ZM4 252H5V254H4ZM39 252H40V254H39ZM48 252H49L50 255L48 254ZM60 252H59V253H60ZM67 252H68V253H67ZM85 252H86V253H85ZM89 252H91V253H89ZM6 253H7V255H6ZM10 253H11V254H10ZM31 253H32L33 255H32ZM42 253H43L44 255H42ZM84 253H85V255H86V254L88 255V253H89V255H90V254H93V253H94V254H93V255H90V258H89V257H88L89 255H88V256L86 255V257H84V256H85V255H83ZM1 254H2V255H1ZM8 254H10V255H8ZM30 254H31V255H30ZM38 254L41 255V257H40ZM46 254H47V255H46ZM12 255H13V257H12ZM14 255L17 256V257H15ZM22 255H23V257H22ZM25 255H26V258H25ZM28 255H29L31 258H29ZM58 255H59V256H58ZM67 255H68V257H69V256H70V257L68 258ZM82 255H83V256H82ZM4 256H6V257L4 258ZM61 256H62V257H61ZM71 256H72V257H71ZM91 256H92V257H91ZM95 256H96V257H95ZM7 257H8V258H7ZM9 257H12L13 259H12V258H9ZM14 257H15V259H14ZM27 257H28V258H27ZM33 257H34V258H33ZM37 257H38V258H37ZM65 257H66V258H65ZM80 257H81L82 259H81ZM83 257H84V258H83ZM94 257H95V259H93ZM6 258H7V260H6ZM17 258L20 260V261L18 260L19 263H16V262H17V260H16ZM35 258H36V260H35ZM75 258H76V259L79 258V259H78L79 261H77V260L74 261ZM85 258H86V260H85ZM10 259L13 260V261L16 260L15 263H14L13 261H11ZM31 259H32V260L34 259V261H33L32 263H31V261H32ZM43 259H44V260H43ZM53 259H54V260H53ZM59 259H60V260H59ZM67 259H68V260H67ZM70 259H71V260L73 259V260H72V263H71ZM87 259H88V260H87ZM8 260H10V261L8 262ZM38 260H39V261H38ZM84 260H85V261H84ZM92 260H93V261H92ZM24 261H25V262H24ZM47 261H48V263H47ZM57 261H58V262H57ZM59 261H60V262H59ZM66 261H68V262H66ZM83 261H84V262H83ZM6 262H8V263H6ZM12 262H13V263H12ZM74 262H75V263H74ZM76 262H77V263H76ZM10 263H9V264H10ZM95 263H96V262H94V263H92V264H95Z\"/></svg>",
    "mask_w": 264,
    "mask_h": 264
}]
</instances>
